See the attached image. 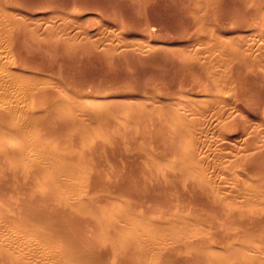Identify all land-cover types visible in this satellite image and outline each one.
<instances>
[{
    "label": "rangeland",
    "instance_id": "rangeland-1",
    "mask_svg": "<svg viewBox=\"0 0 264 264\" xmlns=\"http://www.w3.org/2000/svg\"><path fill=\"white\" fill-rule=\"evenodd\" d=\"M20 1L22 2V4L20 2V4H21L20 6H18V7L13 6V8L18 9L19 11L21 10L20 12L22 14L18 13V15H16V17L20 23V26L22 27V32H21L22 34H20V37H19L20 40L18 39L19 43H18V40L14 41V42L18 43V45L19 46L21 45V47H23V48H21L17 45L18 49L15 47L17 49L16 50V49H14V47L11 46V50L13 49L11 52L13 54L11 53V55H10V52H9L10 48H6V47H9L11 44L8 43L9 44L8 45L5 42L0 41V46H2V44L4 43L0 49V51L3 52V53L0 52V54L1 55L4 54L3 57L5 58V60L3 59V57H2V59L4 61L9 62V63L6 62L9 65L5 63V65L0 64V66L3 65L4 66L3 68H5L6 65H8L10 68H13L15 70L31 71V73H30L31 75H37L40 78L42 76H44L43 77L44 81L46 78L45 76H47L48 79L45 81L46 85H47V81L50 79L48 82L51 84H54V86L53 85H51V86L54 87L55 89L51 88V86H49V85H47L48 86L47 87L45 85V83H43L44 85L41 84L40 91L45 90V92H42L43 94L49 93V95L47 96V100L45 98V96L47 94L45 96H43V94L41 93L42 97L40 98V101L31 99V98L30 99L29 98L28 99H26V98L22 99V101H24V100L29 101V102H26L25 105L23 104L24 106L21 105L22 107L20 105H18L19 103H17V101L20 100L21 98L20 97L18 98V95L15 94V92H13V95L12 94L11 95H12V97L14 96V94H15V96L17 95L16 96L18 98V99L16 98L17 101L15 99L13 100V98H11L9 96L10 94L8 95L9 98H11L10 100L8 97H7L8 99L5 98L7 100V102L9 101L8 103L11 104L9 106L12 107V103H13V105H14L13 106L14 108L12 107L13 109L11 107L9 108L6 101H5L4 105L6 104L7 106L6 105L4 106L2 104L4 102L3 100H5V99H3L2 102L0 101V105H1V108L3 110H5V109L6 110L11 109L12 110V111H9L12 113V115H11V113L10 114L8 113V115L9 116L11 115V117H13V119L19 118V117L21 119H23V117L26 118L27 116L30 115L29 117H31V118L27 117V119H25V120L23 119V120L26 123H28L27 121H29L30 122V123H28L29 126L32 125L31 127L28 126L26 128V126L28 124L23 122L26 125H23V128L20 129L22 126L21 122L23 120L20 121V124H21V126H20V124L18 123L19 121L16 122L17 120H20V119H17L16 121L13 122V119L10 117L12 120L11 121L12 124L9 125L10 127H7L8 126L7 124H4L3 128L0 127V129H2L1 132H3V135H4V133L5 134H7V133L8 134H12V133L14 134L15 132H20L21 133V139H22L23 143L18 144V146L22 145V144L24 146L26 144L25 142H28L29 137L33 139L34 138L33 136H35V140L38 142H36L35 140L33 141L31 139V140H29V141H31V143H29V142L28 143L31 146L37 144L36 146L39 145L41 147L33 146V147H35V148H32L34 151H30L31 146L27 143L26 145H27V149H29L28 151L33 152V154H35L37 152L35 150L38 149L39 150L38 152H40L41 150L43 151V152L41 151L42 153H39V154H44L45 153L44 149H47L46 153L44 155L47 156V154H48V159H50L52 157L49 160V162H47L48 160L42 162V163H45L43 165L41 162H39L41 164L40 166L43 169V171L47 170V168H50V169H48L49 171H53V169L56 167V165L58 167H56V170L54 169V172H56L59 167H61V168H59V170L62 169V171H63L62 166H64V170L67 169L65 171L69 170L68 167L70 169L76 168L78 171L81 170L80 172L85 173V174H92L93 173L92 171H95V170L97 171V169L99 171V169H100L99 172L102 174L101 179L106 178V179H103L104 180L103 182H105V180L109 179V180H107V181H109L108 183H111V181H113V179H115V181L118 183L119 180L121 181V178H124L123 176H125L126 173H128L129 175L134 173L133 176L135 175V178L137 177V179H134L133 176H131V178H133L134 181L133 180H130V181L134 184L136 182V186L133 185L132 183H131L132 184V186H131L128 183V185H130V188H132V190L134 189L133 192L135 193V195L132 194L133 199L120 197L121 194H123L125 191L123 189H125V185H127L126 184L127 182H125V184H124L122 181V184L124 186L121 184L120 190H123V191H121L123 193L120 194L119 193L120 191H118V188L114 189V187H117V183L115 181H113L111 184L114 187L110 186L111 184L109 185V187L114 191H112L110 189H108V191L105 190L106 192L101 191V193L99 194L102 196V197L99 196V197H101L100 200L103 201V199H104L105 201H103V203H102V201L99 200L98 203L94 204V206H96V208L99 207V209H101L100 212H101V214L103 213L102 216L105 217V219L108 220V217L112 215V220H116L117 223L118 222L120 223V221H121L120 224L118 223L119 228H120V226H121V228H125V226L128 224L126 226V228L128 227L131 230V227L135 224V219L136 218L138 219V217H135L136 214H137V216H140L139 220L141 219V221H142L143 216H142L140 211L143 210V208H144L143 201L145 202L144 205L146 207V209L145 208L144 209L145 210L149 209L151 207L150 204L152 203V200H154V198H153L154 195H151V194H154V192H156L155 191L156 186L152 185V184L156 183V185H157V183H158V186H157V188H158L159 182L161 181L160 179H159L160 181H158V179L157 180L155 179V181H154L151 177H153L154 174L157 176H160L159 178H161L163 180L162 182L164 184H161V191H160V189L157 191H160L161 195L163 194V198H164L165 195L167 196V194H166L167 191L165 193L164 190L167 189L166 187L169 183V186H168L169 191L171 188L175 190V191L173 190L174 193L178 191V193H175L176 194L175 197H174V195H172L174 197V200L173 199L172 200L177 201V202L175 201V205L180 203V201H178V198H179L178 195L182 193V195L185 197H184V199H182L183 197H181V199L187 200L185 202H187V205H189V206H187L186 204H183V202H181V204H179V206L182 207V204H183V206L186 205L188 208H186V206L183 208H186L185 210H187V209L188 210L184 211V209L180 207L181 210L183 209V211L180 212V208H178L179 206L178 207L175 206V208H173L174 205H172L173 206L172 207L173 209H172L171 205H169V204H174L171 201V198H173V197L169 196L170 195L169 194L168 196L170 197V201H167V200H169L168 199L169 197L165 198L166 199L165 204L167 203L166 205H163L164 203H162V204L159 203L160 205L158 204L159 208L160 207L163 208L162 213L159 214V212H161L160 209H158L159 211H157V212L153 211L152 210L153 207H151L150 210H148L149 211L148 212V219H146L147 223L143 222L146 226L141 225L139 227V229L142 227L144 229V234L147 235L153 226L154 227H153L152 231L154 234H156V231L159 228L162 231L161 232L157 231V232L162 233V232H164L163 230L165 228H167L166 226L170 227L169 229L168 228L165 229V231L169 230V231H167L168 233H166V235H165L167 238L166 240H165V236H163L164 239L162 238V235H164V233L159 234L160 236L157 233L156 234L157 236L155 235V237H153L154 235L152 232L151 233L153 236L150 234L152 237L151 239L154 241L153 243H154L155 249L157 247L159 248L161 246L160 247L161 251L159 253L164 254L165 252L168 251L165 254L168 255V253H169V255H170V253H172L174 251L177 252L174 254L172 253L170 256L171 257L173 256V258L177 259V260H179L181 257V259H180L181 263L180 264H192L193 262H194L193 264H264V225L259 223V221L261 222V220H259V219L260 218L262 219V216L264 218V205H263L264 200H263V203L261 201L262 199H264V195L262 194L263 190H264L263 189L264 188V179H263L264 174L262 171H264V168H263V170L261 169V171L259 169L260 172L255 171V169H256L255 167L261 168V165H264L263 164L264 161L262 160V159H264L263 158L264 153H259L261 151L258 150V148L260 149L261 147H262L261 150L264 149V147H263V145H264V138H263L264 132L263 131L264 130H261V129H264V126H263L264 125V0H55L56 2L54 0H20ZM53 2L55 4H53ZM45 13L46 14L48 13V15H46ZM23 14H25V16H23ZM35 15H37V16L39 15L43 18H41V17L38 18ZM20 16H23L24 18L21 19ZM47 16H48V18H47ZM35 17H36V19L38 18L37 19L38 26L36 25L37 21H36ZM45 18H46V20H45ZM23 19H25L29 25L31 24V27H29L28 24L25 25L26 22ZM33 24H34V26H32ZM35 26H37V28H39V29H37ZM36 29L38 30V32H36L37 34L35 33V31H37ZM153 29H155V30H153ZM30 30H32V31H30ZM33 31H34V35H35V36L34 35L33 36L36 38V41H34L35 38L33 36L31 37V39L29 37L33 34L32 33ZM27 32H30L29 34L32 33L31 35L28 36L29 38H27V36H25L27 34ZM24 33H26V34H24ZM38 33H39V35H38ZM38 36H40V37H38ZM43 37L45 40H43ZM60 37H63V38H60ZM26 39H28V42ZM37 39H39V41H37ZM41 39L43 40V42ZM22 40L25 43H21V42H23ZM29 40L30 41L32 40L31 43L34 42L32 44L34 45L33 47H36L35 49H33L32 45L29 44L30 43ZM67 40H68V42H67ZM6 42H9V41H6ZM42 43L44 46L41 45ZM45 43H47V44H45ZM62 44H64V47L62 46ZM65 44H67V47L69 49L66 50L67 47L65 46ZM48 45H49V47H48ZM75 45H77L76 47H78L79 49L76 48ZM25 46H26V48H25ZM39 46H41L42 48L40 47V49H37V47H39ZM30 47L34 51H32V49H30ZM61 47L64 48L66 50V52L68 51V54L67 53L66 54L65 53L59 54V53H62V51L64 52V49H62ZM19 48H20V50L22 49L21 50L22 52L19 50ZM48 48L50 50H48ZM4 49H5V52H4ZM24 49H28L29 51H26ZM36 49L39 51H36ZM55 49H56V51H54ZM6 50H9V51H6ZM41 50H43V51H41ZM76 50H78V51L80 50V51L77 53ZM25 51L27 52V55H26ZM57 51H61V52L57 53ZM69 51L70 52L73 51L74 54L72 52L70 53ZM15 54L16 55L19 54L18 56L22 55L21 57H23L24 59L16 56ZM35 54L38 56H36ZM5 55H8V56H5ZM61 55L62 56L64 55V56L60 58ZM8 57H12L11 59L9 58L10 61H9ZM64 57H66L65 58L66 60L62 59ZM27 58H31V59H27ZM37 58L39 59V62H38ZM19 59L24 60L23 62L21 60L20 61L23 64L25 63L26 67H24L25 65L23 66V64L19 65L20 67H22V69L18 66V64L16 62H18ZM67 59H68V62H67ZM31 60H33V63ZM60 60L62 61V63H64V62L65 63L63 65H61L62 63H60ZM63 60H64V62H63ZM29 61H30V63H32L33 66L29 64ZM73 61H74V63H76L75 64L76 68L74 67V65H72V64H74ZM27 63H28V66H27ZM37 63H39L40 65ZM184 63H187V64H184ZM29 66L30 67L32 66L33 69H31ZM71 66H73V67H71ZM27 67H28V69H27ZM41 68H43V69H41ZM73 68L76 69V72H73L74 71ZM34 69H35V71H34ZM44 70H45V72H44ZM62 71H66V73H64ZM57 73L59 74L58 77H57ZM61 74H62V76H61ZM65 74L67 76H64ZM63 78L65 80H63ZM81 79H82V81H84V83H82ZM55 80L59 81L61 84H59V83L58 84L62 85V86H59ZM80 81H81V83H78ZM219 82H220V84H219ZM76 83L85 85V89L83 90L82 87H84V86L80 85V86H82V87H80ZM87 84L89 85V87L87 86ZM55 86L59 87V88H56ZM74 86H79L80 88L78 87V89H77V88H74ZM62 87H64L65 90H67L66 91L67 93L65 92V90ZM94 87L97 89H95ZM61 88L63 89L62 92H61ZM90 88H92V89L90 91L88 90L90 92L89 93V92H87V89H90ZM93 88H94V90H93ZM207 88L210 90L207 91ZM228 88H230L232 91H230ZM50 89H53L54 91H50ZM81 89H82V91H81ZM76 90H80L82 93L80 91H76ZM92 90H93L94 94L91 93ZM56 92L58 93L59 96L57 95ZM60 92L62 94H60ZM68 92H70L71 99H74L75 101L74 100H72V101L68 100V99H70V97L68 99L65 98L66 100L62 99V97L64 98L67 95L69 96ZM63 93H65V95ZM71 93H73V94H71ZM50 95L52 96V99L50 98ZM15 96H14V98H15ZM54 96H56V97L54 98ZM202 96L205 97L206 99L203 98ZM43 97L45 98V100ZM57 97H59L61 99L59 100V98H57ZM81 97H83V98H81ZM85 97H88V98H85ZM112 97L115 101L112 99ZM209 97H211V98L209 99ZM218 97H219L220 103H222V104H219V102L218 103L216 102V101H218ZM109 98H110V100H109ZM191 98H194V99H191ZM77 99L79 101H81L80 104L83 103L82 101L85 102L83 104V106H86L85 107L86 110H84V112L81 114L82 118H80V114L77 113L79 111L76 108L73 109L74 111L77 110L75 112L76 114H78L76 118L78 120V123L80 122V124H77V127H75L76 126L75 124L77 122L76 123L74 122V120H76V119L74 118L75 116L73 117V115H75L74 112H72L70 110V108H71L70 101H71V103L73 101L77 102L78 101ZM188 99H189V101H188ZM196 99H199V100H196ZM221 99H223V100H221ZM11 100H13V101H11ZM42 100L44 101L43 102L44 106H42L43 104L40 103V102H42ZM111 100L114 102H117V104L116 103H115V105H113L114 103L111 104L112 103V102H110ZM190 100L192 103H195L194 106L197 105L198 107H201V109L198 108L197 106H195L196 109L194 110V107H192L193 105L190 102ZM201 100H203L204 102ZM10 101L12 103H10ZM37 101H38V104L36 105L35 103H37ZM47 101H48V103H45ZM79 101H78V103H79ZM207 101H209V104L206 103ZM221 101H223V102H221ZM210 102H212V104L214 102L213 107L211 106L212 104H210ZM230 102H233L232 104L234 106L231 104L229 105ZM22 103H24V102H22ZM27 103H30V104H28V106L30 108L28 106H27L28 108H26ZM78 103H76V104H78ZM99 103L101 106L102 105L103 106L102 107L99 106ZM122 103H124V104H122ZM181 103L182 104L184 103L183 104L184 105L183 110L181 107L183 105ZM39 104H42V105H39ZM17 105H18V108L20 106L23 110L26 109L25 110L26 112L28 110V114L25 113L26 115L21 117L25 111H21V109L19 108V110L23 113L21 115L19 114L17 117L16 115L18 114V111H19L17 108ZM105 105L107 106L106 108H105ZM110 105L117 106L118 108L112 109V106H110ZM178 105H180V107ZM185 105H187V106H185ZM221 105L224 106L225 108L222 107ZM75 106H77V105H74L73 107H75ZM189 106H191V107H189ZM216 106H217V108H216L217 111H219V106H221L220 110L223 109L224 111L222 110L220 112V114H218L219 112L217 113V111H215ZM235 106H237L239 109H236ZM15 107L17 109V112L14 110ZM100 107L103 108L102 109L103 112H100L101 111ZM207 107H209L208 110L211 108L209 110L210 111L209 114L206 113V112H208L206 110ZM37 108L38 109L42 108V109L35 110ZM179 108H181V109L179 110ZM186 108H188V109H186ZM190 108H191V110H190ZM197 108L199 110H197ZM213 108H214V110H213ZM192 109L194 110V112H192ZM6 110H5V115H7ZM53 110H54V113H53ZM185 110H186V112H184ZM204 110H206V111H204ZM13 111H14V114H13ZM195 111L197 112V116L199 113H202V114H199L201 118L199 116H198V118H200V119L204 118L207 122L204 119L202 121L198 120V118H196L197 117L196 114L193 115V113H195ZM60 112L64 113V116L66 118L68 116L71 120L68 123V126L66 125L67 128H65V126H63L65 128V130L66 129L71 130V128L73 130V132H72V130L68 131L71 133L70 136L67 134L68 133L67 130L66 131L64 130L65 133L63 132L64 134L62 136L61 135L62 132H60L59 129H57L58 132H60V135L63 137L62 141H65V143L67 144L68 141L70 139H72L71 138L72 135H76V137H77V139H76V137L72 136L73 140L74 141L77 140V141L73 142V140H70L71 147H69V145H67V147H69V149L66 148V149H68L67 152L65 149L66 144L65 143L62 144V141L59 140V138L61 137L60 135H58L60 137L57 138L59 141L58 144L61 143V145H64V148L61 146L62 149H64V150L61 149L62 150L61 151L59 149L61 147L59 146V148H58V144H56V142L53 143V141H51V139H53L54 141L55 140L57 141V139L55 138V137H57V133H56L57 130H55L56 132L52 131V130H54L55 127L59 128L61 126V128H62L61 131L64 129L62 127V125L58 126L57 125L58 122L56 123V121H59L58 124H60V119H63V114H58ZM182 112H184L185 117H184ZM215 112L217 115L215 114L216 116H213ZM222 112H224V113H222ZM15 113H17V114L15 115ZM49 113H51L50 116L53 115L54 117L47 116V115H49ZM55 113L58 114V116ZM99 113H100V115H99ZM205 113L208 115L206 116ZM189 114H191L192 116ZM203 114H204V117H202ZM219 115L222 116L223 120L225 118L224 122L221 123V121H219L221 118V116L219 117ZM189 116H190V118H189ZM209 116H211V118H209V120H208L207 117H209ZM217 116H218L219 120L216 119ZM223 116H225V117H223ZM40 117H41V119L42 118L44 119V117L47 119H48V117L51 119L52 118L55 119L57 117V120H55L56 125H54V126H53V124H55V123H52V122H54L53 119L52 120L48 119V120L52 121V122L49 121L50 123L48 122V120L46 121V119H44V120L48 123H46L42 120V123L44 122L43 124L46 123V124L51 125V127L52 126L54 127V128L52 127L53 129L51 130V127L49 125H47L50 127L49 131L51 130L53 132V133H51V131H50L49 133H51L53 135L50 134L51 135L50 136L48 134V131H47V136L44 138L45 134H43L42 132L46 133L47 129H46L45 125L44 126H45L46 130L44 129L43 124H40L41 123ZM78 117L81 120L83 119L82 122L79 120ZM38 118L40 119L39 120L40 123L38 121ZM193 118H194V120H193ZM214 118L216 119V121ZM233 118H235L234 120H239V121H236L237 122L236 124H235V121L233 120L234 121L233 123L236 126H233L232 125L233 123L231 124L232 121L228 120V119L232 120ZM213 119H214V121H211ZM152 120H153V122H154V120L156 122L153 123ZM195 120L197 122V126H196ZM36 121L38 122V126H36V124H37ZM217 121L220 122L219 123L220 125L217 124ZM258 121H261V122H258ZM199 122L202 123V125H200ZM81 123H83L82 124L83 126H81ZM155 123H156V127H155ZM193 123H195L196 128H194L193 126L192 127L194 129H196L197 132L195 130L191 131V130H193V128L191 129V127H189L191 124L193 125ZM210 123L212 124V126H210ZM227 123L229 126L227 125ZM247 123H251L250 124L251 127ZM18 124L20 127L18 126V128H16L15 126ZM172 124H173V126H171ZM256 124H257L258 129H260L259 130L260 132L256 128ZM0 125H2L1 122H0ZM12 125L13 126L15 125V126L13 127ZM40 125H42V126H40ZM79 126H81V128ZM84 126H86L88 128H86V130H85ZM201 126L203 129H201ZM230 126H232V127H230ZM246 126L248 128L250 127L251 129H248ZM177 127H178V129H177ZM198 127L200 130H204V131L203 132L199 131ZM6 128H7V130H6ZM154 128L156 130H154ZM162 128H164L163 130L165 132L162 130V132L159 133ZM245 128H247V129L245 130ZM252 128H254V129H252ZM9 129L13 130V132L9 131ZM43 129H44V131H42ZM150 129H152V131L153 130L154 131L151 132ZM255 129H257L256 132L260 133V134L258 133V135H260V136L257 137V133L254 134V132H252V131H255ZM27 130H28V132H27ZM75 130L78 133L72 134V133H74ZM174 130L176 131L177 135L179 136V140H178V137L175 135ZM244 130H245V132H243ZM249 130H252L251 133ZM207 131L209 134L206 133ZM261 131L263 133H261ZM201 132H202V134H200ZM204 133H206L205 137L208 135L206 138L204 137ZM42 134H43V136H42ZM78 134H79V136H78ZM164 134L166 136H164ZM196 134L197 135L199 134L198 136L201 138L197 137ZM248 134H250L252 136H248ZM48 135L50 136V139L47 138V137H49ZM155 135L157 136L156 138L154 137ZM183 135H184V138H182ZM202 135H203V137H202ZM64 136L68 137L69 140L67 138L64 140ZM92 136H94V137H92ZM146 136L148 138L144 141ZM253 136H254V138H253ZM26 137H28V139ZM78 137L81 141L78 139ZM166 137H168L170 139H168ZM180 137H181V139H180ZM194 137H197L198 140H195L197 138H194ZM247 137H249V139ZM23 138H24V141H23ZM43 138L45 140H43ZM152 138L154 139V142L152 141ZM163 138L164 139L166 138V139L164 140ZM176 138H177V145L176 146L179 147V149H177L178 151L180 150L179 152L177 150H175L176 146L174 145V143L176 144V142H175ZM202 138L204 140H206L208 145L207 144L203 145V143L205 141L203 142ZM256 138L258 140H260L258 143L259 145L255 144L256 142L254 140L257 141ZM92 139L98 141V143H100L102 141L101 142L102 147L98 146L99 150H100L99 151V157H100V160H103L105 158V160H103V162L105 161L104 164L108 165V166L107 165L105 166V170H107V171L104 170V167H103L104 164H100L101 161L99 162L100 166L97 165L99 167L95 166L96 164L94 163V161L98 160V158L96 159L97 151H98V149H96V148H98V147H95L97 144H93L91 141ZM157 139L159 142L161 141L160 142V144L162 146L161 148L159 146L160 144L158 145L159 142L156 141ZM199 139H201V141L203 143ZM166 140H167V142H166ZM180 140H183L182 144H181ZM249 140H251V142H253V143H251L252 145L253 144L256 146L258 145L260 147H258L257 149L255 147H253V149L255 148L256 150L254 152H252V149H251L252 146L249 145L250 142H248L249 144L247 143V141H249ZM48 141L51 144L52 143L53 144L49 145ZM79 141H80V143H79ZM146 141H147V143H146ZM151 141L154 143V144L152 143L153 145H158V146H153L150 143ZM155 141L157 142V144ZM196 141L201 142V143L199 142V147L202 144L201 145L202 148H199V147L196 148V145L198 146V142H197V144H195ZM208 141H209V143H208ZM32 142L35 144H33ZM44 142H45V144H44ZM172 142H173V144H172ZM260 142L261 143L263 142V145ZM74 143H75V145H78V144L79 145L76 147V146H74ZM166 143H168V145ZM104 144H106V146L108 145L107 146L108 149H110V148L114 149L115 148L114 150L110 149L108 151V153L112 152L109 155L110 158L112 155H114L115 160L113 159V162H112V158H111V161L109 162L110 158H108L109 156L106 153L107 149L105 152L106 146H103ZM170 144H171V146H169ZM180 144H181V147L179 146ZM192 144H194V145H192ZM209 144L211 145V147L209 146ZM246 144H248V146L245 149ZM165 145L170 148V151L168 148H166ZM172 145H173V147H172ZM23 146H19V148L17 149V152L19 151L18 156H19V154L21 156L24 153L27 155L28 151H27V149L25 150L26 146L24 148H23ZM29 146H30V148H29ZM47 146H48V148H47ZM78 147H80V148L82 147L81 150H79ZM155 147H159L158 150H156L157 148H155ZM163 147H164L165 151L162 152L161 149ZM94 148L96 149V151ZM188 148H191V149L196 148V153H197L196 157L197 158L200 157V158L195 159V160L199 161V159H200V161H201V159L202 160L205 159V160H203L204 165L202 163H200V161L199 162L196 161V163L198 162L200 164V166H199L200 170H199V168L194 167L192 170L188 169V171H184V168H186L184 163H180V162L178 163L175 156L178 154H186L189 151ZM206 148L211 149L210 150L211 152L209 153L208 149L206 151ZM57 149H59V150L57 151ZM86 149H87V151H86ZM116 149L118 151H115ZM159 149L161 150L160 151L161 156H159V152H158ZM199 149L200 150L202 149L201 150L202 152L199 151L200 156L198 155L199 152L197 151ZM238 149H239V151L241 150V152H239V154H236V153H238L237 152ZM247 149H249V152H246ZM82 150H84V151H82ZM92 150L95 151L96 154ZM242 150L245 151V152L243 151L244 154L242 153ZM175 151H177V152H175ZM181 151H182V153H180ZM100 152H101V154H100ZM102 152H103V155H102ZM165 152L168 153L169 155H172V158L169 155L167 157H165L167 155V154H165ZM184 152H186V153H184ZM203 152L205 153V155L208 152L207 154L209 157L207 158L206 157L207 155L206 156L203 155ZM257 152L260 154V156L262 154V156L258 157L259 155L256 154ZM263 152H264V150H263ZM82 153H84V154L86 153V154L84 155ZM91 153H93L92 155L96 156V157L93 156L94 157L93 160H91L92 159V157L90 156ZM172 153H174V154H172ZM175 153H176V155H175ZM240 153H242V154H240ZM25 154H24V156H26ZM36 154L39 155L38 153H36ZM62 155H64V156H62ZM202 155L204 156V158L202 157ZM254 155H257V157L259 158V161H258L257 157H256V160H255V158H253V157H255ZM250 156H252V159H250L251 158ZM65 157L69 158V159L66 160ZM102 157H104V158H102ZM245 159H247V160H245ZM248 159H250V162L252 163V165L254 162L256 163L253 165L255 169L252 168V165L248 162L249 161ZM116 160L118 161V163L120 161V164H118L117 162H114ZM206 160H208V162H210L211 164L209 165V163ZM240 160H242V161H240ZM251 160H253V161H251ZM53 161H55V162H53ZM136 161H139V162H136ZM165 161H168V162L166 163ZM244 161H247L249 164H247V162L245 164ZM89 162L93 163L94 166H92L91 163H89ZM236 162H238L239 164L242 163L243 166L245 165L246 169H244V167L240 166L238 163L236 164ZM48 163H50V165ZM115 163H117L116 168L114 165ZM124 163H128L129 169L131 168L130 166H132V169L129 170L127 167L128 164L125 166ZM151 163L156 164L155 166H158V167H155V168L151 167L152 166ZM60 164H62V166H60ZM97 164H98V161H97ZM149 164L151 165L150 166L151 169L156 171V173H152V175H150L151 174V172H150V174H149V171H150V170H148V169H150ZM229 164H230V168L231 169L233 168L231 171H230L229 167L227 166ZM234 164H236V166H238V165L239 166L236 168ZM6 165L9 166L8 168H6L7 170L5 171V174H4V176H6V177L3 176V179H2V177H0L2 179L0 181V186L2 185L0 188L1 189L0 194L5 193L4 191L6 189V191H7L6 195L7 196H5V194H4L3 196L0 197V199L6 200L7 202L10 201L11 199H13L14 196L12 195V192H13L12 189H15V188H17V186H19L20 188L19 187L17 188L18 192H22V191L23 192H22V194H20L18 192H17V194H15L16 192L15 193L13 192L14 195L17 196L16 198H23V199L26 198L27 199V195L29 194L30 196L28 195V197L31 200L34 198H35L34 200H36L39 196L40 197H43L44 195L48 196L47 192L49 191V196L48 197L44 196L45 199L46 198H52V196H53V199H51V201L53 202L54 199H56V200H54V202L58 201V198L54 197V194L56 196L57 192H53V190L50 191V190L46 189V193L45 192L43 193L42 189L35 188V187L39 186L40 182H42V180L40 181V177L43 179V181H46L48 179V177H45L43 175V171L41 172L39 170V173L41 176H38L39 175L38 174L37 176H35L36 180H34L35 178L33 177L34 178V179H32L33 182H31V180H30L31 178H29V172L27 171L29 168L25 167V169H21L20 170L21 172L19 171L20 174L18 172V174H19V176H18L17 173H16L17 175L15 174L16 165L14 164L12 159L9 160L8 162H6L5 166ZM44 165H46L48 167H45ZM79 165H81V166L78 167ZM233 165L235 168L233 167ZM255 165H257V166H255ZM50 166L52 168L54 166V168L51 170ZM135 166L137 169L135 168ZM209 166H211V167L216 166L217 169L215 167H214V169L217 170V171L215 170V172L217 174L211 170L213 167L211 168ZM93 167H95L96 169L93 170ZM107 167L111 168L112 170L111 169L108 170ZM125 167L128 169V172H127V170L125 171V169H126ZM144 167L147 168L148 171ZM205 167L209 168V169L206 168V169H208L207 170L208 172L205 171L206 169L203 170V168H205ZM102 168H103V173L101 172ZM134 168L136 170H139L141 174L139 172H137V173H139L140 175L137 174L135 170H134V172L131 171ZM143 168L145 169V172H147V173L141 172L144 170ZM164 168L167 171L171 170L170 172L174 176L177 175L176 173H178L179 176L181 175L182 178L181 177L179 178V176L175 177V180H176V178L183 180V182L180 180L181 184H180V181H178L179 179H177L175 181L174 177H172V178H173V182L175 181L174 182L175 184H177L176 182H178L179 187H182V188H179L178 185H175L173 182H170L172 180L171 177H169L170 179L165 177L164 173H166V171ZM218 169L220 171V174H218V172H219ZM228 169H229V171H228ZM247 169L248 170L252 169L251 171L252 172L254 171L255 172L254 174L259 175V173H260V175L263 177H259L260 175L259 176L254 175L253 173H252L253 176L248 175L247 173L248 172L250 173L251 171H246ZM84 170H85V172H84ZM256 170H258V169H256ZM65 171H63V172H65ZM108 171L110 172V174L114 173V171L117 173L119 172L118 175H117V173L114 175H116V176L122 175V177L120 176L121 178L118 179L116 176H114V177L108 176V175H110V174L106 173ZM120 171L122 172V174ZM124 171L126 172L125 175H123ZM211 171L213 172L212 174H215V176L214 175L212 176ZM202 172H203L204 176L207 178V184L205 182L202 183V179H201ZM204 172L209 173V174L206 175V173H204ZM6 173H10V175L9 174L6 175ZM59 173L61 174L60 171H58L57 174H59ZM237 173H238V175H239V173H241L242 178H241V174L239 176H237ZM128 174H127V176H129ZM66 175H69V174H66ZM103 175H104V177H103ZM141 175H144L147 178L145 179V177L141 176ZM210 175H211V177H210ZM225 175H227V177H230L229 180ZM64 176L62 174L61 177H63L65 180H70L69 178L66 179L67 177H64ZM127 176L124 179V181L131 179V178L127 179ZM139 176H141V178ZM8 177H9V179H8L9 181H10V178L12 179L11 182H8V180H7ZM214 177H216V178H214ZM224 177L227 178V181L225 180L226 178L224 179ZM20 178H22V179H20ZM54 178H56L55 174H54ZM142 178H144L143 181L145 180L147 182H148V179L149 180L152 179V181L149 182L150 184L146 183L147 185H150L149 188L154 189V186H155V190L148 188V191L153 190L152 192L149 193V195H147V197L151 195V197H150L151 201L148 198L146 200V197H145V199H144V197L143 198L141 197V195L143 193H145V190L140 187V185L143 182L141 180ZM155 178H157V177H155ZM50 179L53 180V174H52V177H50ZM18 180L19 181L22 180L21 181L22 183L21 182L19 183ZM29 180L31 183H29ZM140 181H141V183H140ZM145 181L143 183H145ZM239 181H241V182H239ZM27 182L29 183V185H27ZM128 182H129V180H128ZM162 182H160V183H162ZM214 182L216 184L215 186L213 185ZM221 182H225V183H223L224 185ZM25 183L28 186L27 187L25 185V188L27 187L26 189L22 188V186H24ZM35 183L37 186L33 187V185ZM139 183H140V185H139ZM258 183L260 186V190L262 192L259 190V186L256 185ZM12 184H13V186H12ZM114 184H116V185H114ZM3 185H4V188H3ZM5 185L7 186V188H5ZM128 185L126 187H127V189H130V188H128ZM137 185H139V186H137ZM162 185L166 186L165 187L166 189L163 190V192L165 194L162 193ZM173 185L177 186V188H174ZM187 185H189L190 187ZM193 185H195V187L198 189L196 192L201 191L200 194L199 193L196 194V192H195L196 189ZM237 185L240 187L237 188L238 187ZM107 186H108V184H107ZM122 186H123V188H122ZM133 186H135V187H133ZM141 186L144 187V184H142ZM170 186H173V187L169 188ZM216 186H217V188H216ZM234 186H236V187H234ZM9 187H11V189ZM139 187L144 190L143 193L140 192L143 190L138 189ZM187 187H189V189ZM254 187L256 190L254 189ZM191 188L194 189L193 195L191 193L192 192ZM2 189H4V190L2 191ZM24 189H25V191H27L28 189H30V190L27 191L28 193H26V192H24ZM172 189H171V191H172ZM179 189L180 190L183 189L185 191L184 192L181 191L179 193ZM214 189L215 190L217 189L216 190L217 193H214L215 192ZM34 190L39 191V192H35ZM109 190H110V193H109ZM115 190L120 194V196L118 193L115 195V193H116ZM222 190H223V196L229 197V198H227V199L223 198L222 194H219V191H222ZM229 190H231V192H229ZM148 191H146V192L148 193ZM173 191H172V193H173ZM226 191H227V193H226ZM251 191H253V192H251ZM40 192H41V194H40ZM111 192H114V193H111ZM127 192H130V191H127ZM138 192H140L142 194L139 195ZM35 193H37L35 195L36 197H34ZM38 193L40 194L39 196H38ZM51 193H52V195H51ZM137 193H138V195H137ZM158 193L156 192V195H158L157 197H155L156 202L154 200L153 201L154 204L152 203L153 205H155V208L158 207V205H156V203L160 201L158 199H160V198L162 199V197ZM185 193H188L189 197H191L190 200H189V197L187 199L188 195L186 194L187 195L186 196ZM244 193H246V194H244ZM248 193L252 194V195L247 196ZM130 195H131V193H130ZM145 195H146V193H145ZM197 195L203 197L205 200L207 198L208 203L211 201V203H209V205H207L208 204L207 201H205L201 197L198 198V200L201 198L203 200L201 202H203L204 205H207L208 207L211 204H214L216 206L215 207L216 210L214 207L212 208L211 207L212 205H211L210 207L213 209V211H210L212 209L210 207H209L210 208L209 209L206 206H205L206 210L202 209V211H201L200 209L202 208L201 206L203 204H201L198 200H195V199H197L195 197ZM211 195H212V197H211ZM244 195H246V196H244ZM10 196L12 198H10ZM31 196H33L34 198H32ZM139 196H140V198H139ZM136 197L140 200L142 198L143 201L142 200H141L142 202L140 201L141 207L140 206L138 207V205L136 204V202H137ZM151 198H153V199H151ZM192 198H194V199H192ZM210 198H211V200H210ZM230 198H231L233 203L228 202V201H230L229 200ZM42 199L43 198H40V201ZM165 199H162V201ZM191 199L194 200L193 203L196 201L195 203L197 205L199 204L198 206L200 209L197 207H196L197 209H195L194 208L195 204L193 205V208L195 209L197 214H195L196 212L194 211V209L191 210L192 209ZM217 199H218V201L216 202ZM223 199H224V203L221 202ZM225 199L227 200L228 203H231V204L229 205L227 202H225ZM120 200L122 201L123 209L125 208V210L121 209L120 213L124 212L126 214L125 216H124V214H122V215L120 214L122 216V218L120 217L121 220L117 219V217L120 215L117 214V217H116V215L113 213L115 211L114 210L115 205ZM133 200H135V201H133ZM188 200L190 201L189 203H188ZM51 201L50 200L49 201L44 200V202L47 203L48 205H52V204H50V203H52ZM106 201L109 202V204H111L112 206L110 205L108 207V204L106 203ZM246 201L247 202L249 201L251 204H247ZM130 202L133 204L135 202L137 209H135V206H133V204H131ZM149 202H151V203H149ZM45 203H43V204L45 205ZM137 203H139V202H137ZM205 203H207V204H205ZM40 204H42V203H40ZM218 205H219V207H218ZM89 206H87L88 208L86 207L85 210H83L81 212V213L84 212V214H86L88 218L94 214L96 215V213H94V212H97L99 210L97 208L98 210L95 211L92 208H90ZM163 206L166 208L169 207L168 208L169 210L172 209L171 213L166 212V211H165L166 212L165 213L164 212L165 208ZM0 207H2V209L3 208L5 209V207L2 206L1 204H0ZM91 207H93V204ZM147 207H149V208H147ZM93 208L95 209V207H93ZM155 208H153V209L155 210ZM203 208H204V206H203ZM226 209H228V210H226ZM169 210H167V211H169ZM218 210L219 211L222 210V211H220L218 213L217 212ZM129 211L132 214L129 215ZM151 211H153V214L150 213ZM192 211L195 212L194 213L195 215L193 214ZM225 211H227V212H225ZM100 212L99 211L97 212L98 213L97 216H99ZM214 212H217L218 214H216V213L214 214ZM239 212H240V214H239ZM256 212H259V213H256ZM190 213H192V214H190ZM233 213L235 215H237V214L238 215L235 217L232 215ZM89 214H90V216H89ZM106 214L108 215V217ZM169 214H170V216H169ZM219 214L220 215L223 214L221 216V218H220ZM192 215H194L195 217L193 216V218H192ZM196 215H198L197 216L198 218H200V219L202 218V220L203 219L204 220L202 221V220L198 219L196 217ZM213 215H215V216H213ZM231 215L233 216V219L238 217L237 220H239V219L241 220V218H243L244 215L248 216L247 218H245L246 222H247L246 227L248 226V228H251L250 225H248V224H250V223H248V221L250 222L254 217H256V218L258 217L259 219L258 218L257 219L259 221L258 222L255 221V224H254L253 222L256 219V218H254L252 220L253 222L251 223V226H252V224L255 226L259 223L260 227L257 226L258 227L257 228V227L253 226V228L250 229V230H252L251 232L249 231L248 228H246V229H248L249 232L245 231L246 229L244 228L243 231L245 233L246 232H248V233L243 234V231L240 232V230H242L243 228L238 227V225L241 224V223L238 224L240 221L238 223H236L237 221H235V220L232 221L231 220L232 218H230ZM97 216L91 218L90 221L96 220L95 218H97V220H98L97 224L99 223L100 226L103 227V228L101 227L102 233H101V229H100V233L104 234L105 232H107L104 235H101V234H99V235L104 236V239L105 240L107 239L106 241H108L110 239L109 241L111 243L109 242L110 245H108V248H109L108 251L111 252V261H112L116 258L115 254L113 252V249H112V244L117 242L116 241V240H118V239H116L117 235H120L121 239L125 237V236L122 237L123 235H125L124 230L120 229L121 231H123V234H120L122 232L119 229L118 230L114 229V224L112 223V220L111 221L108 220L109 221L108 222L103 218L104 220L102 221V219H101L102 216L100 215L99 218ZM132 217H134V218H132ZM211 217H213V219H214V220H211L212 222H210V220L208 219V218L212 219ZM88 218H86L85 220L87 221ZM123 218H124V220H122ZM128 218H130V219H128ZM249 218H252V219L247 220ZM245 219H243V220L245 221ZM126 220L131 221V222H129V221L128 222L131 223L132 225L129 224L128 222H126ZM90 221H88V222L90 223ZM244 221H241L242 224L240 226H243V223H245ZM92 222H94V221H92ZM124 222H126L127 224H125ZM153 222H155V223H153ZM263 222H264V219H263ZM95 224H94V226H95ZM103 224H105V225H103ZM147 224L149 225V227ZM111 225H113V226H111ZM122 225H124V226H122ZM185 225H188V226H185ZM100 226H99V228H100ZM95 227H98V225ZM146 227H147V231L145 229ZM162 227H165V228L162 229ZM92 228L93 227H90V229L88 228V232L93 231V230H94L93 232H95L96 228L95 229H92ZM111 228L113 229L114 233H116V236H115L116 238L114 237L115 234L112 236L110 235L111 233H113ZM174 228L176 229L175 232L173 231ZM103 229H105V232H103L104 231ZM188 229H192V230H190L192 233L190 231H188ZM255 229L259 230V232L258 231L256 232ZM109 231L111 232L110 234H109ZM170 231L172 232L171 234L176 235V237H174V235L172 236L170 234ZM44 233H46V232H44ZM175 233H177V234H175ZM186 233L189 234V235H187L188 238H190L189 236H192V235H195V238L194 239H192V238L188 239L187 236L185 235ZM90 234L91 233L89 232V235ZM106 234H107V236H105ZM168 234L171 235V237L173 239L178 240V243H177L178 245L182 244V246L184 248V250H183L184 252L180 251L181 246L180 247L178 246L179 250H177L178 247H177V249L175 248L176 245L174 244V242L176 240L174 241L171 238L173 240V241H171V239H168V237L170 238V236H167ZM181 234H184V235H181ZM94 235H96L97 236L96 238H98V239L102 238L101 236L98 237L99 235H97L96 233ZM145 235H144V237L146 239ZM91 236H93V234H91ZM113 237L115 238L116 242H113L114 241ZM120 237H118V238H120ZM111 238H113V241H111L112 240ZM153 238L155 240H156V238L157 239L160 238V239H162L161 240L162 242L160 240L159 241L156 240L157 242L155 243V240ZM104 239H102V240H104ZM151 239H150V237H147L146 243L148 240H150V242H151ZM124 240H126V238H124ZM163 240L167 241L169 243V245H171L170 243L173 242L172 244H174L175 247H173L174 245L173 246L171 245V247H173V249H175V250H172L170 247V249L172 250V252H170L171 250L168 249V244L166 243L167 244V246H166L165 243H163ZM180 240H182L183 243ZM192 240H193V242H192ZM196 240H197V243L199 242L198 245L194 244V242ZM188 241L192 242V244H189L190 242H188ZM159 242L161 243V245L157 246L159 244ZM179 242H181V243H179ZM109 243H107V244H109ZM162 243L165 246V247H163L164 248L163 251H162V246H163ZM216 243L221 244L220 248H211ZM228 243H230V244L228 245ZM155 244H157V245H155ZM145 245H147V244H145ZM151 245H153V244H150V246H148L149 248H147V246H146V249H147L146 251L154 249V247ZM110 249H111V251H110ZM181 249H182V247H181ZM158 250L156 249L155 251L158 252ZM152 252H154V250L151 251V253H150V251L147 252V254L150 253L151 255H153ZM175 254H177L176 257H174ZM187 256H189V257H187ZM182 257H184V260H183L184 262H182ZM185 258H186V260H185ZM187 258H192V260H194V261L188 262L189 259H187ZM147 259L148 260L150 259V255H149V257L147 256ZM179 262L180 261H178L177 263L179 264Z\"/></svg>",
    "mask_w": 264,
    "mask_h": 264
},
{
    "label": "bare ground",
    "instance_id": "bare-ground-1",
    "mask_svg": "<svg viewBox=\"0 0 264 264\" xmlns=\"http://www.w3.org/2000/svg\"><path fill=\"white\" fill-rule=\"evenodd\" d=\"M55 1V0H54ZM20 0H0V41L1 42H5L6 44H8V43H10L11 45L9 46V47H6V48H10V51L9 50H6V51H9L10 52V55H11V51L13 50H11V46L12 47H14V49H16L17 48V45H18V43H19V37H20V34H22L21 32H22V27L20 26V23H19V21H18V19H17V17H16V15H18V13H21L18 9H14L13 8V6H20L21 4H22V2H21V4H20ZM56 2V1H55ZM53 4H55L54 2H53ZM22 14V13H21ZM46 14V13H45ZM44 15V14H43ZM46 15H48V13L46 14ZM23 16H25V14H23ZM23 16H20L21 17V19L22 18H24ZM35 16H37V15H35ZM45 16V15H44ZM19 17V18H20ZM38 18H40L41 16H37ZM37 18V19H38ZM41 18H43V17H41ZM47 18H48V16H47ZM35 19H36V17H35ZM37 19H36V21H37ZM26 23H25V25L26 24H28L27 23V21L25 20V19H23ZM43 20V19H42ZM45 20H46V18H45ZM40 21V20H39ZM41 23V22H40ZM36 25L38 26V21H37V23H36ZM28 26L29 27H31V24L29 25L28 24ZM32 26H34V24L32 25ZM37 26H35L36 28H37ZM155 26V25H154ZM35 29V28H34ZM37 29H39V28H37ZM36 29V30H37ZM153 30H155V29H153ZM152 30V31H153ZM30 31H32V30H30ZM24 32V31H23ZM36 32H38V30L37 31H35V33ZM154 32V31H153ZM30 32H27V34L26 33H24V34H26L25 36H27V38H29L30 37V39H31V37L34 35V31L31 33V34H29ZM37 34V33H36ZM29 35H31V36H29ZM38 35H39V33H38ZM29 36V37H28ZM35 36V35H34ZM33 36V37H34ZM37 36V35H36ZM38 37H40V36H38ZM65 37V36H64ZM35 38V37H34ZM33 38V39H34ZM60 38H63V37H60ZM19 39V40H18ZM24 39V38H23ZM66 39V38H65ZM64 39V40H65ZM18 40V43H15L14 41H17ZM27 40V42H28V39H26ZM42 40V39H41ZM43 40H45L44 39V37H43ZM43 40H42V42H43ZM6 41H9V42H6ZM23 41V40H22ZM30 41V40H29ZM32 41V40H31ZM31 41H30V45H32V48L33 49H35L36 47H33L34 45L32 44V43H34V42H32L31 43ZM34 41H36V38H35V40ZM37 41H39V39H37ZM61 41V40H60ZM63 41V40H62ZM21 42V41H20ZM67 42H68V40H67ZM21 43H25L24 41L23 42H21ZM36 43V42H35ZM70 43V42H69ZM4 44V43H3ZM3 44H2V46H3ZM38 44V43H37ZM45 44H47V43H45ZM76 44V43H75ZM9 45V44H8ZM29 45V46H30ZM41 45H43V43L41 44ZM60 45V44H59ZM2 46H0V49H1V47ZM7 46V45H6ZM19 46V45H18ZM23 46V45H22ZM38 46V45H37ZM44 46V45H43ZM61 46V45H60ZM59 46V47H60ZM62 46L64 47V44H62ZM65 46L67 47V44H65ZM77 45H75V47H76ZM5 47V46H4ZM16 47V48H15ZM19 47H21V45L19 46ZM28 47V46H27ZM40 47L41 46H39V47H37V49H40ZM48 47H49V45H48ZM53 47V46H52ZM58 47V48H59ZM74 47V48H75ZM21 48H23V47H21ZM25 48H26V46H25ZM31 47H30V49H32ZM42 48V47H41ZM56 48V47H55ZM57 48V49H58ZM62 48V47H61ZM60 48V49H61ZM76 48H78V47H76ZM18 49V48H17ZM16 49V50H17ZM32 49V51H34ZM36 49V51H39V50H37ZM45 49V48H44ZM47 49V48H46ZM62 49H64V48H62ZM67 49H69L68 47L66 48V50ZM79 49V48H78ZM19 50H20V48H19ZM18 50V51H19ZM22 50V49H21ZM20 50V51H21ZM24 50H26V51H29L28 49H24ZM48 50H50L49 48H48ZM52 50V49H51ZM59 50V49H58ZM66 50L64 49V52L62 51V53H59V52H61V51H57V53H59V54H63V53H67L68 54V51L66 52ZM15 51V50H14ZM25 51V52H26ZM31 51V50H30ZM41 51H43V50H41ZM54 51H56V49L54 50ZM74 51V50H73ZM73 51H71L72 53H73ZM77 51V53L80 51H78V50H76ZM1 52V51H0ZM4 52H5V49H4ZM8 52V53H9ZM22 52V51H21ZM24 52V51H23ZM70 52V51H69ZM70 52V53H71ZM1 53H3V52H1ZM76 53V54H77ZM13 54V53H12ZM29 54V53H28ZM74 54V53H73ZM75 54V55H76ZM4 55V54H3ZM3 55H1L0 54V64H3V65H5V63L6 62H8V61H4L5 60V58L3 57ZM16 55V54H15ZM19 55V54H18ZM18 55H16V56H18ZM26 55H27V52H26ZM30 55V54H29ZM36 55V54H35ZM5 56H8V55H5ZM15 56V57H16ZM22 56V55H21ZM21 56H18V57H21ZM36 56H38V55H36ZM64 56V55H63ZM62 55L60 56V58L61 57H63ZM2 57H3V59H2ZM11 59L12 57H8V59ZM22 59H24L23 57H21ZM39 58V57H38ZM37 58V59H38ZM66 57H64V58H62V59H64V60H66L65 59ZM10 59H9V61H10ZM22 59H19L18 60V62L21 60L22 62L24 61V60H22ZM27 59H31V58H27ZM61 59V60H62ZM74 59V58H73ZM4 62H3V61ZM7 60V59H6ZM17 60V59H16ZM15 60V61H16ZM60 60V63H62V61ZM64 60H63V62H64ZM77 60V59H76ZM20 61V62H21ZM32 61V63H33V60H31ZM16 62L17 64H18V66L19 65H22L23 63L21 62ZM26 62V61H25ZM38 62H39V59H38ZM67 62H68V59H67ZM9 63V62H8ZM8 63H6V64H8ZM32 63H30V61H29V64L30 65H32ZM65 63V62H64ZM64 63H62L61 65H63ZM73 63H74V61H73ZM36 64V63H35ZM37 64H39V63H37ZM72 64V63H71ZM75 64L76 63H74V64H72V65H74V67H75ZM184 64H187V63H184ZM3 65H1L0 66V101L2 102V100L3 99H5V98H9V96L11 97V98H13V100L15 99L16 101H17V99L20 97L21 99L20 100H18L17 101V103H19L18 105H22V106H24L25 105V103L26 102H29L28 100L27 101H22V99H24V98H26V99H34V100H38V101H40V98L42 97V92H45V90L44 91H40V87H41V84L42 85H44L43 83H45V85H46V80L48 79V77L47 76H45L46 78H45V81H44V76H42L41 78L39 77V76H37V75H31L30 73H31V71H28V70H25V71H22V70H15V69H13V68H10L8 65H6V67L5 68H3L4 66ZM25 65V63L23 64V66ZM40 65V64H39ZM27 66H28V63H27ZM33 66V65H32ZM30 67L31 69H33V67ZM68 66V65H67ZM17 67V66H16ZM20 67V66H19ZM24 67H26V65L24 66ZM71 67H73V66H71ZM70 67V68H71ZM189 67V66H188ZM3 68V69H2ZM21 69H22V67H20ZM35 68V67H34ZM67 68V67H66ZM76 68V67H75ZM184 68V67H183ZM27 69H28V67H27ZM41 69H43V68H41ZM188 69V68H187ZM66 70V69H65ZM73 72H76V69H74L73 68ZM34 71H35V69H34ZM67 71V70H66ZM66 71H62V72H64V73H66ZM41 72V71H40ZM44 72H45V70H44ZM63 74V73H62ZM62 74H61V76H62ZM40 75V74H39ZM43 75V74H42ZM54 75V74H53ZM56 75V74H55ZM58 73H57V77H58ZM64 76H67L66 74L64 75ZM63 76V77H64ZM60 77V76H59ZM50 78V77H49ZM81 78V77H80ZM53 79V78H52ZM50 80V79H49ZM48 80V81H49ZM63 80H65L64 78H63ZM80 80V79H79ZM47 81V85H49V86H51V85H53L54 86V84H51V83H49ZM56 81V80H55ZM81 81H82V79H81ZM81 81L80 82H78V83H81ZM57 82V84L59 83V84H61L59 81H56ZM87 82V81H86ZM49 83V84H48ZM82 83H84V81H82ZM222 83V82H221ZM225 83V82H224ZM58 84V85H59ZM77 84V83H76ZM219 84H220V82H219ZM218 84V85H219ZM223 84V83H222ZM227 84V83H226ZM225 84V85H226ZM46 85V86H47ZM77 85H82V84H77ZM224 85V86H225ZM45 86V87H46ZM59 86H62V85H59ZM79 86H74V88H77L78 89V87ZM82 86H84V87H82ZM82 86H80V87H82V89L84 90L85 89V85H82ZM87 86L89 87V85L87 84ZM86 86V87H87ZM48 87V86H47ZM56 87V86H55ZM79 87V88H80ZM87 87V88H88ZM51 88H54V87H52L51 86ZM56 88H59V87H56ZM64 90H65V88L64 87H62ZM61 88V92H62V89ZM95 88V87H94ZM94 88H93V90H94ZM55 89V88H54ZM82 89H81V91H82ZM92 88H90V89H87V92H89L90 90H91ZM95 89H97V88H95ZM221 89V88H220ZM230 91H232L230 88H228ZM48 90V89H47ZM89 90V91H88ZM93 90H92V92L91 93H93ZM208 90H210V89H208L207 88V91ZM228 90V91H229ZM50 91H54L53 89H50ZM67 90H65V92H66ZM76 91H80V90H76ZM80 91V92H81ZM13 92H15V94H17L18 95V98L15 96V94H14V96H15V98H14V96L12 97V95H13ZM60 92V94H62ZM95 92V91H94ZM210 92V91H209ZM224 92V91H223ZM42 93V94H41ZM57 93V92H56ZM55 93V94H56ZM67 93V92H66ZM69 93V96L67 97V96H65L64 98L62 97V99H65V98H69L70 97V99H68V100H74V99H71V96H70V92H68ZM82 93V92H81ZM90 93V92H89ZM199 93V92H198ZM211 93V92H210ZM10 94V95H9ZM12 94V95H11ZM47 94V95H46ZM64 95H65V93H63ZM71 94H73V93H71ZM94 94V93H93ZM115 94V93H114ZM209 94V93H208ZM227 94V93H226ZM9 95V96H8ZM46 95V96H45ZM49 95V93H44L43 94V96H45V98H46V100H47V96ZM57 95H58V93H57ZM63 95V96H64ZM207 95V94H206ZM59 96V95H58ZM62 96V95H61ZM60 96V97H61ZM111 96V95H110ZM56 96H54V98H55ZM203 97V96H202ZM7 98V99H8ZM11 98H9V100L11 99ZM17 98V99H16ZM39 98V99H38ZM44 98V97H43ZM45 98H44V100H45ZM50 98L52 99V96L50 95ZM57 98H59V97H57ZM78 98V97H77ZM81 98H83V97H81ZM85 98H88V97H85ZM84 98V99H85ZM203 98H205V97H203ZM211 97H209V99H210ZM214 98V97H213ZM212 98V99H213ZM61 98H59V100H60ZM112 99H113V97H112ZM191 99H194V98H191ZM201 99V98H200ZM206 99V98H205ZM217 99V98H216ZM13 100H11V101H13ZM66 100V99H65ZM67 100V101H68ZM78 100V99H77ZM76 100V101H77ZM83 100V99H82ZM109 100H110V98H109ZM114 100V99H113ZM187 100V99H186ZM196 100H199V99H196ZM208 100V99H207ZM221 100H223V99H221ZM4 102L2 103L3 105H4V103H5V101L7 102V100L5 99V100H3ZM10 101V103H12ZM21 103H20V102ZM38 101H37V103H35L36 105L38 104ZM71 101H70V106H71V108H70V110L72 111V112H74V114L75 115H73V117L76 119V120H74V122L76 123L75 125V127H77V124H80V122L78 123V120H77V115L78 114H76L75 112L78 110L79 112H77V113H79L80 114V118H82L81 116V114L84 112V110H86V106H83V104L85 103L84 101H82L83 103H81L80 104V102L81 101H79V103H78V101L77 102H72L71 103ZM115 101V100H114ZM114 101H110V102H112L111 104H113V105H115V103L117 104V102H114ZM117 101V100H116ZM119 101V100H118ZM175 101V100H174ZM177 101V100H176ZM188 101H189V99H188ZM195 101V100H194ZM201 101H203V100H201ZM211 101V100H210ZM9 102V101H8ZM7 102V104H8V106L9 105H11V104H9ZM22 102H24V103H22ZM44 101L42 100V102H40V103H42V104H39V105H42V106H44V103H43ZM69 102V101H68ZM137 102V101H136ZM181 102V101H180ZM190 102H191V100H190ZM200 102V101H199ZM204 102V101H203ZM217 103L219 102V104H222V103H220V100H219V97H218V101H216ZM221 102H223V101H221ZM225 102V101H224ZM16 103V104H17ZM31 103V102H30ZM30 103H27L26 104V108H28L29 106H28V104H30ZM45 103H48V101L47 102H45ZM76 103H78V104H76ZM135 103V102H134ZM192 103V102H191ZM198 103V102H197ZM201 103V102H200ZM206 103H208L209 104V101H207ZM233 102H230L229 103V105L231 104V105H233L232 104ZM24 104V105H23ZM122 104H124V103H122ZM182 104V103H181ZM180 104V105H181ZM184 104V103H183ZM182 104V105H183ZM189 104V103H188ZM194 104L195 103H192V107H194V110L196 109L195 108V106H197V105H195L194 106ZM207 104V105H208ZM210 104H212V102H210ZM213 104H214V102H213ZM211 105L212 107L214 106V105ZM2 105V106H3ZM6 105V104H5ZM4 105V106H5ZM18 105H17V108H18ZM35 105V106H36ZM74 105H77V106H75V107H73ZM113 105H110V106H112V109L114 108H118L117 106H113ZM120 105V104H119ZM118 105V106H119ZM180 105H178L179 107H180ZM224 105V104H223ZM7 106V105H6ZM14 105H13V103H12V107H13ZM16 106V105H15ZM19 106V108L21 109V111H25V110H23L21 107ZM28 106V107H27ZM99 106H101L100 105V103H99ZM103 106V105H102ZM101 106V107H102ZM148 106V105H147ZM151 106V105H150ZM185 106H187V105H185ZM210 106V107H211ZM222 106V105H221ZM221 106H219V111H217V106L215 107V111H217V113L218 114H220V112L223 110V109H221L220 110V108H221ZM234 106V105H233ZM11 106H9V108H10ZM11 107V108H12ZM41 107V106H40ZM58 107V106H57ZM73 107V108H72ZM100 107V109H101V111L100 112H103L102 111V109L103 108H101ZM107 106L105 105V108H106ZM182 107V110H183V108H184V105L183 106H181ZM189 107H191V106H189ZM198 107V106H197ZM222 107H224V106H222ZM236 107V109H239L237 106H235ZM6 108V107H5ZM4 108V109H5ZM8 108V109H9ZM14 108V107H13ZM12 108V109H13ZM19 108H18V110H19ZM30 108V107H29ZM74 108H76L75 110L76 111H74L73 109ZM166 108V107H165ZM198 108H200L201 109V107H198ZM197 108V110H199ZM208 108L209 107H207V111L208 112H206V113H210V109L208 110ZM225 108V107H224ZM40 109H42V108H37V109H35V110H40ZM181 108H179V110H180ZM186 109H188V108H186ZM6 110V109H5ZM5 110H3L2 108H1V105H0V122H1V124L2 125H0V127L1 128H3V125L4 124H7L6 126L7 127H10L9 125H11L12 124V120H11V118L13 119V117H11V115H12V113L11 112H9V111H12L11 109L10 110H6L7 111V115H8V113L10 114L11 113V115L9 116H7V115H5ZM16 112H17V109H16V107H15V109H14ZM178 110V109H177ZM190 110H191V108H190ZM194 110L192 109V112H194ZM196 110V111H197ZM206 110H204V111H206ZM213 110H214V108H213ZM20 111V110H19ZM18 111V114L17 113H15V115L18 117V115L20 114H22L23 112H19ZM157 111V110H156ZM195 111V113H193V115L194 114H196V116H197V112ZM201 111V110H200ZM224 111V110H223ZM242 111V110H241ZM57 112V111H56ZM184 112H186V110L184 111ZM184 112H182L183 113V115H184ZM189 112V111H188ZM187 112V113H188ZM191 112V111H190ZM25 113H27L28 114V110H27V112L25 111L24 112V114L21 116V117H23L24 115H26ZM53 113H54V110H53ZM105 113V112H104ZM204 113V112H203ZM205 113V114H206ZM212 113V112H211ZM222 113H224V112H222ZM13 114H14V111H13ZM34 114V113H33ZM50 114L51 113H49V115H47V116H50ZM56 114V113H55ZM58 114H63V119H60V124H58L59 123V121H56V123H57V125L58 126H60V125H62V127L63 126H65V128H67V126H68V123L71 121L70 120V118L67 116V118L64 116V113H62V112H60V113H58ZM58 114H56L57 116H58ZM192 114V113H191ZM191 114H189V115H191ZM199 114H202V113H199ZM198 114V116L200 117V115ZM208 114H206V116L208 115ZM216 114V112L214 113V115L213 116H216L215 115ZM99 115H100V113H99ZM98 115V116H99ZM187 115V114H186ZM14 116V115H13ZM30 116V115H29ZM29 116H27L28 118H31V117H29ZM46 116V117H47ZM192 116V115H191ZM198 116L196 117V118H198ZM221 115H219V117H220ZM11 117V118H10ZM27 117L25 118V117H23V119L25 120V119H27ZM35 117V116H34ZM50 117H54L53 115H51ZM175 117V116H174ZM184 117H185V115H184ZM202 117H204V114L202 115ZM223 117H225V116H223ZM10 118V119H9ZM79 118V117H78ZM79 118V120L82 122V120ZM188 118V117H187ZM189 118H190V116H189ZM195 118V119H196ZM201 118V117H200ZM200 118H198V120H203L204 118H202V119H200ZM206 118V117H205ZM208 118V120H209V118H211V116H209V117H207ZM206 118V119H207ZM17 119H20V120H17ZM23 119H21L20 117L19 118H15V119H13V122L14 121H16V122H18L19 124H20V121L21 120H23ZM35 119V118H34ZM40 119H41V117H40ZM39 118H38V121L40 120ZM44 119H46V121L48 120V119H51V118H49L48 117V119L47 118H45L44 117ZM43 118L40 120L41 121V123H40V121H39V123L40 124H43L44 122H46L45 120H44ZM53 119V118H52ZM51 119V120H52ZM215 119V118H214ZM214 119L213 120H211V121H214ZM217 120H219L218 119V116H217V118H216ZM216 119H215V121H216ZM235 118H233L232 120H230V119H228L229 121H232L231 122V124L235 121V124L237 123L236 121H239V120H234ZM22 121L21 123H22V126H21V124H20V126H21V128L20 129H22L23 128V125H26V124H28V123H30L29 121H27L28 123H26L25 121ZM42 120L44 121L43 123H42ZM54 120V122H52V121H50V120H48V122L50 121V122H52V123H55V120H57V117L55 118V119H53ZM187 120V119H186ZM189 120V119H188ZM192 120V119H191ZM193 120H194V118H193ZM205 120V119H204ZM234 120V121H233ZM34 121V120H33ZM206 121V120H205ZM210 121V122H211ZM219 121H221V123L222 122H224L225 121V118H224V120L222 119V116H221V118H220V120ZM219 121H217V124H219L220 122ZM23 122H25V123H23ZM37 122V121H36ZM48 122H46V123H48ZM49 122V123H50ZM152 122H153V120H152ZM154 122H156L155 120H154ZM153 122V123H154ZM207 122V121H206ZM209 122V121H208ZM258 122H261V121H258ZM43 124V127H44V129H45V126H46V133H44V132H42L43 134H45V136H44V138L47 136V131H48V134L50 135L51 133H53L52 131H54V132H56L55 130H57V129H59V131L60 132H62L61 133V135L63 136V134L65 133L64 132V130H65V128L61 131V126L59 127V128H54L53 126L54 125H56V123L55 124H53V128H54V130H52L53 128L51 127V125H49V124ZM73 123V122H72ZM195 123H196V126H197V122H196V120H195ZM195 123H193V125L191 124L189 127H191V129L194 127V128H196L195 127ZM200 123V122H199ZM213 123V122H212ZM257 123V122H256ZM15 124V123H14ZM19 124L18 125H14L16 128H18V126H19ZM83 123H81V126H83L82 125ZM204 124V123H203ZM209 124V123H208ZM230 124V123H229ZM246 124V123H245ZM247 124H249V126H250V124L251 123H247ZM255 124V123H254ZM253 124V125H254ZM258 124V123H257ZM257 124H256V128L258 129V127H257ZM45 125V126H44ZM47 125H49L50 127H51V133H49L50 131H49V126H47ZM67 125V126H66ZM72 125V124H71ZM187 125V124H186ZM200 125H202V123H200ZM220 125V124H219ZM227 125H228V123H227ZM233 126H236V125H234V123L232 124ZM238 125V124H237ZM5 126V127H6ZM13 126V125H12ZM13 126V127H14ZM19 126V127H20ZM29 126V124L26 126V128ZM32 126V125H31ZM31 126H29V127H31ZM36 126H38V122H37V124H36ZM40 126H42V125H40ZM81 126H79L80 128H81ZM153 126V125H152ZM171 126H173V124L171 125ZM193 126V127H192ZM210 126H212V124L210 123ZM225 126V125H224ZM229 126V125H228ZM227 126V127H228ZM264 126V125H263ZM34 127V126H33ZM85 127V128H84ZM83 128L86 130V128H88V127H86V126H84ZM154 127V126H153ZM155 127H156V123H155ZM226 127V126H225ZM224 127V128H225ZM230 127H232V126H230ZM247 127V126H246ZM251 127V126H250ZM248 128V129H251V128ZM253 127V126H252ZM255 127V126H254ZM261 127V126H260ZM259 127V128H260ZM69 128V127H68ZM71 128V127H70ZM193 128V130H191V131H196V129H194ZM235 128V127H234ZM247 128H245V130L247 129ZM42 129V128H41ZM40 129V130H41ZM44 129L42 130V131H44ZM164 128H162L161 129V131L159 132V133H161L162 132V130H163ZM166 129V128H165ZM172 129V128H171ZM170 129V130H171ZM177 129H178V127H177ZM198 129H199V127H198ZM197 129V130H198ZM201 129H203L202 128V126H201ZM208 129V128H207ZM252 129H254V128H252ZM257 129H255V131H252V130H249L250 131V133H251V131L252 132H254V134H256L257 133V137L258 136H260V135H258V133L260 132L259 130L260 129H258V131L259 132H256V130ZM1 130L2 129H0V177H2V179H3V176H4V174H5V171L7 170L6 168H8L9 166H5V163L6 162H8L9 160H13V162H14V164L16 165V171H15V174L17 173L18 174V172L21 170V169H25V167L26 168H29L27 171L29 172V178H31L30 180H31V182H33L32 181V179H34L35 178V176H37L38 174V176H41L40 175V173H39V170L42 172L43 171V169L41 168V164L39 163V162H44V161H46V160H48L47 162H49V160L52 158H50V159H48V154H47V156L46 155H44L45 153H46V150L47 149H44L45 151V153L44 154H39V153H42L41 151L40 152H38L39 150L38 149H36L35 151H37L36 153H38L39 155H37L35 152V154H33V152H30V151H34L32 148H35V147H33V146H36V145H33V144H35V143H33L32 145L33 146H31L29 143H31V141H29V140H31L32 138H30L29 137V140H28V142H25L26 144L28 143L30 146H31V150L30 151H28L29 149H27V145L25 144L24 146H23V144L22 145H19V146H23V148L26 146V148H25V150L27 149V155L26 156H24V154L23 155H21L20 156V154H19V156H18V152H17V149L19 148V146H18V144H21V143H23L22 142V139H21V133L20 132H15L14 134L12 133V134H5L4 133V135H3V132H1ZM6 130H7V128H6ZM67 130V132L70 130V129H66ZM65 130V131H66ZM71 130H72V128H71ZM70 130V131H71ZM151 130V132H153L154 130H156L155 128H154V130L152 131V129H150ZM167 130V129H166ZM176 130V129H175ZM174 130V133H175V135L178 137V140H179V136L177 135V133H176V131ZM241 130V129H240ZM245 130L243 131V132H245ZM261 130H264V129H261ZM9 131H12L13 132V130H10L9 129ZM76 131V130H75ZM74 131V133H72V134H75V133H78L77 131L75 132ZM158 131V130H157ZM164 131V130H163ZM199 131H204V130H200L199 129ZM206 131V130H205ZM27 132H28V130H27ZM26 132V133H27ZM60 132H58V130H57V137H55L56 139L57 138H59L61 135H60ZM64 132V133H63ZM66 132V133H67ZM72 132H73V130H72ZM150 132V133H151ZM165 132V131H164ZM197 132V131H196ZM202 132L200 133V134H202ZM248 132V131H247ZM264 132V131H263ZM262 131H261V133H263ZM85 133V132H84ZM83 133V134H84ZM149 133V134H150ZM158 133V134H159ZM180 133V132H179ZM193 133V132H192ZM199 133V132H198ZM206 133H208V131L206 132ZM206 133H204V137H205V135H206ZM43 134H42V136H43ZM55 134V133H54ZM69 136L71 135V133L70 132H68L67 133ZM148 134V135H149ZM167 134V133H166ZM209 134V133H208ZM253 134V135H254ZM260 134V133H259ZM48 135V136H49ZM51 135H53V134H51ZM50 135V136H51ZM58 135H60V136H58ZM194 135V134H193ZM197 135V134H196ZM199 135V134H198ZM197 135V137H199ZM247 135V134H246ZM50 136L49 137H47L48 139H50ZM60 137L59 138V140H63L62 138L63 137ZM67 136V135H66ZM66 136H64V140L67 138L68 139V137H66ZM72 136H74V137H76V135H72ZM71 136V138L72 139H70V140H73V137ZM78 136H79V134H78ZM150 136V135H149ZM164 136H166L165 134H164ZM163 136V137H164ZM208 136V135H207ZM206 136V137H207ZM248 136H252V135H250V134H248ZM34 138L32 139L33 141L35 140V136H33ZM92 137H94V136H92ZM155 138L157 137L156 135L154 136ZM159 137V136H158ZM161 137V136H160ZM197 137H194V138H197ZM202 137H203V135H202ZM205 137V138H206ZM256 137V136H255ZM27 139H28V137H26ZM25 138V139H26ZM43 138V140H45ZM52 138V137H51ZM54 138V137H53ZM54 138V139H55ZM148 137L146 136L145 137V139H144V141L147 139ZM166 138H168V137H166ZM165 138V139H166ZM182 138H184V135L182 136ZM199 138H201V137H199ZM248 139H249V137H247ZM253 138H254V136H253ZM260 138V137H259ZM263 138H264V134H263ZM262 138V139H263ZM76 139H77V137H76ZM78 139H79V137H78ZM151 139V138H150ZM164 139V138H163ZM164 139V140H165ZM168 139H170V138H168ZM167 139V140H168ZM172 139V138H171ZM174 139V138H173ZM180 139H181V137H180ZM257 139V138H256ZM261 139V140H262ZM69 140V139H68ZM70 140L68 141V143L66 144L65 143V141H62V144L63 143H65L66 145H65V149L66 148H68L69 149V147H71V143H70ZM80 140V139H79ZM101 140V139H100ZM149 140V139H148ZM163 140V141H164ZM167 140H166V142H167ZM187 140V139H186ZM195 140H198V138L197 139H195ZM200 141H201V139H199ZM202 140H203V145L204 144H207V142H206V140H204L203 138H202ZM252 140V139H251ZM251 140H249V141H247V143L248 142H250V146H252L251 147V149H252V152H254L258 147H260V146H258L259 144V141L260 140H258L257 139V141L256 140H254L256 143L255 144H258L257 146L256 145H252L251 143H253V142H251ZM23 141H24V138H23ZM36 141V140H35ZM51 141H53V143H55L56 142V144H58L59 143V141H58V139H57V141L55 140H53V139H51ZM60 141V142H61ZM77 141V140H76ZM76 141H74L73 140V142H76ZM81 141V140H80ZM80 141H79V143H80ZM92 141V143L93 144H97L95 147H98V146H101L102 147V144H101V142L100 143H98V141H96V140H94V139H92L91 140ZM152 141L154 142V139L152 138ZM150 142L151 144L153 143V142ZM156 141H158V139L156 140ZM155 141V142H156ZM169 141V140H168ZM175 141V140H174ZM181 141V144H182V141L183 140H180ZM200 141H196V143L195 144H197V142H198V146L196 145V148L197 147H199V142ZM263 141V140H262ZM36 142H38V141H36ZM72 142V141H71ZM97 142V143H96ZM159 142V141H158ZM161 142V141H160ZM160 142L158 143V145L160 144ZM165 142V141H164ZM176 144L174 143V145L176 146L177 145V138H176ZM195 142V141H194ZM200 142V143H201ZM211 142V141H210ZM52 143V144H53ZM78 143V142H77ZM146 143H147V141H146ZM163 143V142H162ZM171 143V142H170ZM208 143H209V141H208ZM212 143V142H211ZM246 143V142H245ZM261 143V142H260ZM44 144H45V142H44ZM48 144L50 145L51 143L48 141ZM47 144V145H48ZM51 144V145H52ZM101 144V145H100ZM154 144V143H153ZM152 144V145H153ZM156 144H157V142H156ZM167 145H168V143H166ZM172 144H173V142H172ZM181 144L179 145L180 147H181ZM248 144H246L245 145V149L247 148V146H248ZM262 145H263V142L261 143ZM260 144V145H261ZM67 145H69V147H67ZM79 145V144H78ZM78 145H75V143H74V146H78ZM158 145H153V146H158ZM190 145V144H189ZM192 145H194V144H192ZM202 145V144H201ZM200 145V147L199 148H202V146ZM208 145V144H207ZM30 146H29V148H30ZM39 146V145H38ZM38 146H36V147H38ZM59 146L61 147H63L64 148V145H61V143L60 144H58V148H59ZM103 146H106V144H104ZM108 146V145H107ZM105 147V152H106V149H107V155L109 156L110 155V153H112V152H109L108 153V151L110 150V149H112V148H110V149H108V147ZM160 146V148L162 147L161 146V144L159 145ZM166 146V145H165ZM169 146H171V144L169 145ZM191 146V145H190ZM189 146V147H190ZM209 146L211 147V145L209 144ZM39 147H41V146H39ZM62 147L61 148H59L60 150L62 149ZM100 147V148H101ZM116 147V146H115ZM172 147H173V145H172ZM193 147V146H192ZM205 147V146H204ZM207 147V146H206ZM253 147H255L254 149H253ZM263 147H264V145H263ZM47 148H48V146H47ZM75 148V147H74ZM79 148V150H81V148L80 147H78ZM117 148V147H116ZM155 148H157L156 150H158V148L159 147H155ZM154 148V149H155ZM166 148H168L169 149V151H170V148L168 147V146H166ZM183 148V147H182ZM181 148V149H182ZM196 148L194 149V148H188V152L186 153V152H184V153H186V154H178V155H176V153H175V157H176V159H177V161H178V163L180 162V163H184V165H185V167L186 168H184V171H188V169L189 170H192L194 167L195 168H199V166H200V164L198 163L199 161H200V159H199V161L198 160H195V159H198V158H200V157H196ZM262 148V147H261ZM261 148L259 149L258 148V150H260L261 152H259V153H264L263 152V150H261ZM59 149H57V151L59 150ZM68 149H66V152H67V150ZM92 149V148H91ZM95 149V148H94ZM96 149H98V151H97V157L95 156V155H92L93 153H91V157H92V159L91 160H93V158L94 157H96V159L98 158V164H97V161H94V163L96 164L95 166H97V165H99L100 166V164H104V162H103V160H105V158L104 157H102V158H104L103 160H100V157H99V147L98 148H96ZM96 149H95V151H96ZM102 149V148H101ZM115 149V148H114ZM114 149H112V150H114ZM118 149V148H117ZM115 150V151H118V150ZM164 149V147L161 149L162 150V152L163 151H165V149ZM167 149V150H168ZM177 149H179V147L178 146H176V148H175V150H177ZM192 151H191V150ZM207 149L208 148H206V151H207ZM244 149V148H243ZM62 150H64V149H62ZM61 150V151H62ZM160 149H159V156H161L160 155V151H161ZM173 150V149H172ZM202 150V149H201ZM200 149L199 150H197L198 152L199 151H201ZM205 150V149H204ZM211 149H208V152L210 153L211 151H210ZM248 150V151H247ZM246 150V152H249V149H247ZM82 151H84V150H82ZM81 151V152H82ZM86 151H87V149H86ZM85 151V152H86ZM93 151V150H92ZM95 151H93L94 153H95ZM178 151V150H177ZM177 151H175V152H177ZM180 151V150H179ZM178 151V152H179ZM233 151V150H232ZM235 151V150H234ZM243 151L244 150H242V153H243ZM167 152V151H166ZM165 152V154H167L165 157H167L169 154L168 153H166ZM202 152V151H201ZM207 152V153H208ZM237 152L238 153H236V154H239V152H241V150L239 151V149L237 150ZM245 152V151H244ZM256 153L257 155H259L258 157H261L262 156V154H261V156H260V154L259 153ZM61 153V152H60ZM64 153V152H63ZM180 153H182V151L180 152ZM206 153V155H205V153L203 152V155H205L207 158L209 157L208 156V154ZM242 153H240V154H242ZM251 153V152H250ZM82 154H84V153H82ZM86 154V153H85ZM84 154V155H85ZM96 154V153H95ZM100 154H101V152H100ZM163 154V153H162ZM172 154H174V153H172ZM200 154V152L198 153V155ZM202 154V153H201ZM235 154V155H236ZM244 154V153H243ZM102 155H103V152H102ZM112 155V154H111ZM202 155V157L204 158V156ZM234 155V156H235ZM257 155H254L255 157H253V158H255V160H256V157H257ZM62 156H64V155H62ZM66 156V155H65ZM94 156V157H93ZM101 156V155H100ZM113 156V157H112ZM111 156V158H112V162H113V159L115 160V158H114V155H112ZM143 156V155H142ZM171 158H172V155H169ZM200 156V155H199ZM164 157V156H163ZM162 157V158H163ZM196 157V158H195ZM251 158L250 159H252V156H250ZM257 157V158H258ZM17 158V159H16ZM66 158V157H65ZM86 158V157H85ZM90 158V157H89ZM108 158H110V156L108 157ZM111 158L109 159V162L111 161ZM161 158V159H162ZM239 158V157H238ZM242 158V157H241ZM249 158V157H248ZM264 158V157H263ZM67 159H69V158H66V160ZM79 159V158H78ZM81 159V158H80ZM160 159V160H161ZM164 159V158H163ZM162 159V160H163ZM250 159H248L249 161V163L252 165V163L250 162ZM88 160V159H87ZM166 160V159H165ZM203 160H205V159H203ZM203 160L201 159V161H200V163H202L203 164ZM233 160V159H232ZM237 160V159H236ZM245 160H247V159H245ZM254 160V161H255ZM263 161H264V159H262ZM101 161V162H100ZM164 161V160H163ZM196 161H198L197 163H196ZM207 162H208V160H206ZM240 161H242V160H240ZM251 161H253V160H251ZM258 161H259V158H258ZM262 161V162H263ZM53 162H55V161H53ZM93 162V161H92ZM99 162H100V164H99ZM103 162V163H102ZM111 162V163H112ZM114 162H117L118 163V161L116 160V161H114ZM136 162H139V161H136ZM166 163L168 162V161H165ZM176 162V161H175ZM246 162L247 161H244V163L246 164ZM247 162V164H249ZM261 162V161H260ZM89 163H91V162H89ZM117 163H115L114 165H115V168H116V165H117ZM177 163V162H176ZM177 163V164H178ZM209 163V165L211 164L210 162H208ZM238 162H236V164H237ZM241 163V162H240ZM43 164H45V163H42V165ZM49 165H50V163H48ZM118 164H120V161H119V163ZM125 164V166L128 164V163H124ZM142 164V163H141ZM152 164V163H151ZM160 164V163H159ZM169 164V163H168ZM176 164V165H177ZM201 164V165H202ZM206 164V163H205ZM231 164V163H230ZM230 164L229 165H227L228 167H229V169H230V171L233 169H231L230 168ZM236 164H234L235 165V167L237 168L239 165L240 166H242V167H244V169H246V167H245V165L243 166L242 165V163L241 164H239L238 166H236ZM254 164H256L255 162L253 163V165ZM263 164H264V162H263ZM47 165V164H46ZM46 165H44L45 167H48V166H46ZM52 165V164H51ZM91 165L92 166H94V164L93 163H91ZM107 165V164H106ZM105 164L103 165V167H104V170H105V166H106ZM136 165V164H135ZM154 165V166H153ZM156 164H152V166L149 164V167L151 166V167H158V166H155ZM204 165V164H203ZM202 165V166H203ZM207 165V164H206ZM214 165V164H213ZM234 165H233V167H234ZM250 165V166H251ZM252 165V168H254V166ZM258 165V164H257ZM257 165H255V166H257ZM14 166V165H13ZM60 166H62V164H60ZM81 165H79L78 167H80ZM99 166H97V167H99ZM108 166V165H107ZM51 167V166H50ZM56 167H58L57 165H56ZM56 167L54 168V166H53V168L56 170ZM63 167V171H65V170H67V169H65L64 170V166H62ZM68 167V166H67ZM71 167V166H70ZM128 169H129V164H128ZM131 168L130 169H132V166H130ZM139 167V166H138ZM151 167H150V169H148V170H150L149 171V174H150V172H151V174L150 175H152V173H156V171H154V170H152L151 169ZM176 167V166H175ZM204 167V166H203ZM209 167H211V166H209ZM213 167V166H212ZM211 167V168H212ZM215 168H216V166H214ZM214 167L211 169L212 171H214L215 172V170L217 169H214ZM226 167V166H225ZM234 167V168H235ZM52 167H51V170L53 169ZM59 168H61V167H59ZM59 168L57 169V173H58V171H60L61 172V174L59 173V174H57L56 172H54V169H53V171H49L48 169H50V168H47V170H44L43 171V175L45 176V177H48V179L46 180V181H43V179L40 177V181L42 180V182H40L39 183V186H37L36 185V183L33 185V187L34 186H37V187H35V188H38V189H42V192L44 193H46V189H48V190H53V192H57L56 194V196H55V194H54V197L56 198H58V201H55L54 202V200H56V199H54L53 200V202L51 201V199H53V196H52V198H46L45 199V197H48L49 196V191L47 192V194H48V196H46V195H42L43 197H40L39 195L41 194V192H40V194L38 193V200L36 199V200H34L35 198L34 197H36L35 195L37 194V193H35L34 194V197L33 196H31L32 198H34V199H30L29 197H28V195H27V199L25 200V199H23V198H16L17 196H15L14 195V193L15 194H17V192H18V187L19 186H17V188H15V189H12L13 190V192H12V195L14 196L13 197V199H11L10 201H6V200H3V199H0V204L2 205V206H4L5 207V209L3 208L2 209V207H0V264H176L178 261H180L179 262V264L181 263V257H180V259L179 260H177V259H174L173 258V256L171 257L170 255L173 253H177V252H172V250H175V249H173V247H175V245H176V249H177V247L179 246H181L182 247V249H181V247H180V251H182V252H184L183 250H184V248H183V246H182V244L180 245H178L177 243H178V240L177 239H173L172 237H171V235L173 236L174 234H171L172 232V230L170 231V234L171 235H167V236H170V238L168 237V239H173L175 242H174V244H172L173 242H171L170 244L173 246V247H171V245H169V243L167 242V241H165L167 238H166V233H168L167 231H169V230H166L165 231V229H169L170 227H168V226H166L167 228H165V227H162V229L163 228H165L163 231L164 232H162V233H160L162 230L160 229H157L156 227V229H157V231H160L159 233L156 231V234L158 233V235L159 234H163L164 233V235H162V238H163V236H165V240H163V243H165V245L167 246V244H168V249H170V247H171V251L170 252H172V253H170V255H169V253H168V255H166L165 253H167V252H165L164 254H162V253H159L160 251H161V243L159 242V244L157 245V244H155V245H157V246H160L159 248L157 247L156 249L158 250V252H156L155 250V246H154V241L151 239L152 237H151V235H152V233H153V231H152V229H153V227H152V229L148 232V236L147 235H145L144 234V229L141 227L140 229H139V227L141 226V225H145L144 223H147V220L146 219H148V210H150V208L151 207H153V208H155V205H153L154 204V200H155V197H157L158 195H156V192L162 197V199H165V198H167V197H169V196H172V195H174V197H175V193H178V191L177 192H175L174 193V189H172L171 187H173L174 186V188H177V186H175V185H178V187H179V183L178 182H176L177 184H175L174 182L177 180V179H179L180 177H181V175L179 176V174L178 173H176L177 175L176 176H179V178H176V180H175V177L176 176H174L173 174H171V170L169 171H167L165 168V171H166V173H164L165 174V177H167V178H169V177H171V181L170 182H173V178L172 177H174V184L175 185H173V186H170L169 188H171L172 189V191H173V193H172V191H171V189H170V191L168 190V186H169V183H168V185H167V187L164 185H162V193H164L163 192V190L164 189H166V190H164L165 191V193H166V191H167V196L165 195L164 196V198H163V194L161 195V193H160V191H161V184H164L162 181V179L161 178H159L160 176H157V175H153V177H151L154 181H155V179L157 180L158 179V181H160V182H162V183H160L159 182V187L157 188V186H158V183H157V185H156V183H153L152 185H155L156 186V190H155V186H154V189L153 188H149L150 187V185H147L146 183H148V184H150L149 182L150 181H152V179L151 180H149L148 179V182L147 181H145V183H143L144 181H143V179L144 178H142L141 180L143 181L142 182V184H144V187H142L141 185H140V183H141V181H140V183H139V185H140V187L141 188H143L144 190H145V193H146V195H145V193H143L144 192V190L143 189H141L140 187L138 188V189H141V190H143V191H140V192H142V193H140V192H138L139 193V195H141V197L143 198L144 197V199H145V197H146V200H147V198L150 200V197H151V195H154L153 196V198H154V200H152V203L151 202H149V203H151L150 204V208L149 207H147V208H149V209H147V210H145L146 209V207H145V202L142 200V198H141V200L143 201V206H144V208H143V210H141L140 212H141V214H142V221H141V219L139 220V217L140 216H137V214H136V216L135 217H138V219L136 220L135 219V224L131 227V230H130V228H126V226L128 225L126 222H128L127 220H126V222H124L125 224H127L126 226H125V228H121V226H120V228L118 227L119 226V224L121 223V219H120V217L122 218V214H124V216L126 215L124 212L122 213H120V211H121V209H123V204H122V201L120 202H117V204L115 205V207H114V214L116 215V217H117V214L118 215H120V216H118L117 217V219H120L119 221H120V223L118 224L117 223V221L116 220H112V215L111 216H109L108 217V215H107V217H108V220H112V223L114 224V229H122V230H124V234L125 235H121L122 237H124V238H126V240H124V238H122L121 239V237H120V235H117V238L115 237L116 236V233H114V231H113V229L111 228V230H112V232L113 233H111L110 231H109V234L112 236V235H114V237L116 238V239H118V240H116L115 241V238H114V241H113V238H111L112 240L111 241H113V242H116V243H113L112 244V249H113V252H114V254H115V259L114 260H112L111 261V252H109L108 251V245H110V239L108 240V241H106L105 239H104V236H101V235H104L105 233H107V232H105V229H103L104 231L103 232H105L104 234H101L102 233V229H101V227L102 226H100V224L98 223L97 224V222H98V220H97V218H95L96 220H92V221H94V222H92V221H90L91 220V218H93V217H96L97 215H98V211L100 212V210L101 209H99V207H97L96 208V206H94V204H96V203H98V201L101 199V195H99L100 193H101V191L102 192H106V191H108V189H110V190H112L110 187H109V185L113 182V181H115V179H113V181H111V183H108L109 181H107V180H109V179H107V180H105V182H103L104 180L103 179H106V178H102L101 179V173L99 172L100 171V169H99V171H98V169H97V171L95 170V171H92L93 173L92 174H85V173H82V172H80L81 170H77L76 168L75 169H70L69 167H68V171H65V172H63L62 171V169H60L59 170ZM108 168V170L109 169H111V168H109V167H107ZM126 168V167H125ZM135 168H136V166H135ZM133 169V170H131V171H133L134 172V170L136 171V173L137 172H139L140 173V171L139 170H136V169ZM145 168V167H144ZM143 168V169H144ZM153 168V169H154ZM206 168H208V167H205V168H203V170L204 169H206ZM227 168V167H226ZM249 168V167H248ZM258 169V170H256V169ZM254 169H255V171H259V169H260V171H261V169L263 170V168H264V165H261V168H257V167H255ZM42 169V170H41ZM94 169H96L95 167H93V170ZM128 169L126 168L125 169V171L127 170V172H128ZM129 169V170H130ZM139 169V168H138ZM142 169V170H143ZM146 170H147V168H145ZM145 169L143 170V171H141V172H145ZM209 169V168H208ZM208 169H206L205 171H207ZM229 169H228V171H229ZM253 169V170H254ZM12 170V169H11ZM102 171V173H103V168L101 169ZM112 170V169H111ZM147 170V171H148ZM152 170V171H151ZM199 170H200V168H199ZM241 170V169H240ZM252 169H250V170H246V171H251ZM105 171H107V170H105ZM123 172V175H125V173L126 172ZM154 171V172H153ZM211 171V174L213 173ZM217 171V170H216ZM218 171H219V169H218ZM245 171V172H246ZM259 171V172H260ZM21 172V171H20ZM20 172H19V174H20ZM84 172H85V170H84ZM121 172V171H120ZM130 172V171H129ZM208 172V171H207ZM263 172V174H264V171H262ZM12 173V172H11ZM53 174V180L52 179H50V177H52V174ZM107 174H110V172L108 171V172H106ZM117 172H115L114 171V173H112V174H110V175H108V176H111V177H114V176H116V175H114V174H116ZM119 173V172H118ZM118 173H117V175H118ZM131 173V172H130ZM139 173H137V174H139ZM145 173H147V172H145ZM204 173H206V172H204ZM216 173V172H215ZM251 173V174H250ZM248 172L247 174L248 175H252L253 176V174L255 173L254 171L252 172ZM253 173V174H252ZM7 174H9L10 175V173H6V175ZM16 174V175H17ZM19 174H18V176H19ZM54 174H55V177L56 178H54ZM62 174H63V176L64 177H67L66 179H70V180H65L63 177H61L62 176ZM66 174H69V175H66ZM121 174H122V172H121ZM127 174L128 173H126V175L125 176H123L124 178H121L122 177V175H119V176H116L118 179H120L121 178V181L119 180V182L117 183L116 181V183H117V187H114L112 184L110 185V186H113L114 187V189L115 188H118V191H120L119 193L121 194V193H123V192H121V191H123V190H125L124 191V193L123 194H121V196H120V194L116 191V193H115V195L118 193L119 194V196L120 197H124V198H131V199H133V195L132 194H134L135 195V193L133 192L134 191V189L132 190V188H130V185L132 186V184L133 185H135L136 186V182H135V184L134 183H132L130 180H133V178L134 179H137V177L135 178V175L133 176V174L134 173H132L131 175H129V176H127ZM141 174V173H140ZM139 174V175H140ZM207 174H209V173H206V175ZM217 174V173H216ZM218 174H220V171L218 172ZM241 173H239V175H240ZM262 174V173H261ZM15 175V176H16ZM172 175V176H171ZM215 176V174H212V176ZM238 175V173H237V176H239ZM254 175H258V174H254ZM259 175H260V173H259ZM258 175V176H259ZM121 176V177H120ZM126 176H127V179L128 178H131V176H133V178H131V179H128L129 180V182H128V180H125L124 181V179L126 178ZM138 176V175H137ZM141 176H144V175H141ZM141 176H139L140 178H141ZM217 176V175H216ZM226 177H227V175H225ZM4 177H6V176H4ZM21 177V176H20ZM23 177V176H22ZM34 177V178H33ZM43 177V176H42ZM103 177H104V175H103ZM145 177V176H144ZM155 177H157V178H155ZM210 177H211V175H210ZM226 177H224V179L226 178ZM259 177H263V176H259ZM39 178V177H38ZM108 178V177H107ZM147 177H145V179H146ZM166 178V179H167ZM182 178V177H181ZM214 178H216V177H214ZM223 178V177H222ZM228 178V180H229V178L230 177H227ZM227 178L225 179L226 181H227ZM241 178H242V174H241ZM1 178H0V181L2 180ZM9 179V177L7 178V180ZM20 179H22V178H20ZM50 179V180H49ZM160 179V180H159ZM170 179V178H169ZM201 179H202V183H206L207 184V178L204 176V174H203V172H202V175H201ZM263 179H264V177H263ZM5 180V179H4ZM11 178H10V181L8 180V182H11ZM30 180H29V183H31L30 182ZM34 180H36V178L34 179ZM181 179H179L178 181H180ZM214 180V179H213ZM224 180V181H225ZM243 180V179H242ZM22 181V180H21ZM21 181H19L18 180V182L20 183ZM118 181V180H117ZM122 181H123V183L125 184V182H127L126 184L128 185V183L130 184V185H128V188H130V189H127V185H125V189H123V190H120L121 189V184H122ZM134 181V180H133ZM182 182H183V180H181ZM181 181H180V184H181ZM212 181V180H211ZM7 182V183H8ZM36 182V181H35ZM139 182V181H138ZM157 182V181H156ZM236 182V181H235ZM239 182H241V181H239ZM22 183V182H21ZM29 183L27 182V185H29ZM132 183V184H131ZM152 183V182H151ZM222 184L223 183H225V182H221ZM10 184V183H9ZM107 184H108V186H107ZM194 184V183H193ZM212 184V183H211ZM220 184V183H219ZM241 184V183H240ZM7 185V184H6ZM5 185V188H7V186ZM25 185H26V183L24 184V186H22V188H25ZM26 185V186H27ZM114 185H116V184H114ZM123 185V184H122ZM139 185H137V186H139ZM190 185V184H189ZM189 185H187V186H189ZM213 185L215 186L216 184H215V182L213 183ZM224 185V184H223ZM257 186H259V183L258 184H256ZM2 186V185H1ZM1 186H0V188H1ZM12 186H13V184H12ZM124 186V185H123ZM123 186H122V188H123ZM135 186H133V187H135ZM194 187H195V185H193ZM218 186V185H217ZM217 186H216V188H217ZM221 186V185H220ZM219 186V187H220ZM238 186V185H237ZM256 186V187H257ZM28 187V186H27ZM26 187V188H27ZM153 187V186H152ZM166 187V188H165ZM190 187V186H189ZM189 187H187L188 189H189ZM193 187V188H194ZM218 187V188H219ZM234 187H236V186H234ZM240 186H238L237 188H239ZM3 188H4V185H3ZM10 189H11V187H9ZM20 188V187H19ZM21 188V189H22ZM25 188V189H26ZM147 188V189H146ZM148 188L149 189H153V190H155L156 192H154V194H151L150 196H148L147 197V195H149V193L150 192H152L153 190H149L148 191ZM179 188H182V187H179ZM193 188H191V193H192V195L194 194L193 193V191H194V189ZM214 188V187H213ZM250 188V187H249ZM253 188V187H252ZM262 188V187H261ZM25 189H24V192H26V193H28L27 191H29L30 189H28L27 191H25ZM33 189V188H32ZM127 189V190H126ZM160 189V191H157V190H159ZM195 192L198 190L196 187H195ZM222 189V188H221ZM230 189V188H229ZM242 189V188H241ZM254 189H255V187H254ZM264 189V188H263ZM4 189H2V191H3ZM20 190V189H19ZM23 190V189H22ZM106 190V191H105ZM110 190H109V193H110ZM178 190V189H177ZM215 190V189H214ZM217 190V189H216ZM216 190H215V192L214 193H217L216 192ZM227 190V189H226ZM256 190V189H255ZM259 190H260V186H259ZM21 191V190H20ZM35 191V190H34ZM112 191H114V190H112ZM127 191H130V192H127ZM146 191H148V193L146 192ZM170 193H169V192ZM181 191H185V190H183V189H179V193L181 192ZM210 191V190H209ZM225 191V190H224ZM228 191V190H227ZM227 191H226V193H227ZM254 191V190H253ZM253 191H251V192H253ZM261 191V190H260ZM259 191V192H260ZM0 192H1V189H0ZM5 193H1L0 194V197L1 196H3L4 194H5V196H7L6 195V189H5V191H4ZM23 192V191H22ZM22 192H18V193H20V194H22ZM33 192V191H32ZM31 192V193H32ZM35 192H39V191H35ZM190 192V191H189ZM221 192V193H220ZM229 192H231V190H229ZM248 192V191H247ZM257 192V191H256ZM262 192V191H261ZM260 192V193H261ZM10 193V192H9ZM25 193V194H26ZM34 193V192H33ZM111 193H114V192H111ZM130 193H131V195H130ZM138 193H137V195H138ZM164 193V194H165ZM197 193H201V191H198V192H196V194ZM225 193V192H224ZM255 193V192H254ZM8 194V193H7ZM19 194V195H20ZM170 194V195H169ZM188 195V193H185V195ZM219 194H222V197L223 198H229V197H225V196H223V190L222 191H219ZM244 194H246V193H244ZM256 194V193H255ZM263 195H264V190H263V193H262ZM51 195H52V193H51ZM169 195V196H168ZM182 195V193L181 194H179L178 195V201H180V203L179 204H181V202H183V204H186L187 205V202H185V201H187V200H182V199H184V197L185 196H181ZM186 195V196H187ZM213 195V194H212ZM212 195H211V197H212ZM225 195V194H224ZM230 195V194H229ZM248 195H252V194H247V196ZM22 196V195H21ZM30 196V195H29ZM99 196H101V197H99ZM105 196V195H104ZM198 196V195H197ZM195 196L197 199H195V200H198V198L199 197H201V196ZM221 196V195H220ZM244 196H246V195H244ZM51 197V196H50ZM106 197V196H105ZM138 197V196H137ZM136 197V200H137V202H139V203H137L136 202V204L138 205V207L140 206L141 207V200L140 199H138ZM173 197V196H172ZM174 197L173 198H171V201H172V203H174V204H169V205H171V208L173 207L172 205H174V207L173 208H175V206H179V204H177V205H175V201H173L174 200ZM181 197H183L182 199H181ZM188 197H189V195L187 196V199H188ZM194 197V198H195ZM210 197V196H209ZM3 198V197H2ZM10 198H12L11 196H10ZM29 198V199H28ZM40 198H43L44 200H47V201H51L52 203H50V204H52V205H48L47 203H45L44 202V200L41 202L40 201ZM99 198V199H98ZM139 198H140V196H139ZM153 198H151V199H153ZM190 198L191 197H189V200H190ZM194 198H192V199H194ZM201 198H203V197H201ZM200 198V199H201ZM7 199V198H6ZM112 199V198H111ZM162 199L160 198V199H158V200H160L159 202H157L156 203V205H158L159 203L160 204H162V203H164L163 205H166L165 204V202H166V199L165 200H163L162 201ZM169 200H167V201H170V197L168 198ZM173 199V200H172ZM182 201H181V200ZM191 199V203H192V209L191 210H193L194 208L195 209H197V208H199V204L197 205L195 202L193 203V201L194 200H192ZM198 200L201 204H203L201 207V211H202V209L204 210L205 209V206L206 207H208L207 205H209V203H211V201L208 203V200H207V198H206V200L205 201H207V203H205V204H207V205H204V203L203 202H201V201H203L202 199L201 200ZM225 199V202H227V200ZM115 200V199H114ZM117 200V199H116ZM148 200V201H149ZM188 200V203L190 202ZM210 200H211V198H210ZM230 201H228V202H231V203H233L232 202V200H231V198L229 199ZM263 200L264 199H262L261 201H262V203H263ZM100 201H102V200H100ZM103 201H105L104 199H103ZM103 201H102V203H103ZM130 201V200H129ZM133 201H135V200H133ZM141 201V202H140ZM151 201V200H150ZM162 201V202H161ZM218 201V199L216 200V202ZM147 202V201H146ZM155 202H156V200H155ZM177 202V201H176ZM185 202V203H184ZM221 202H223L224 203V199L221 201ZM227 202V203H228ZM247 202V201H246ZM40 203H42V204H40ZM43 203H45V205L43 204ZM49 203V202H48ZM54 203V204H53ZM101 203V202H100ZM106 203L108 204V207L111 205V204H109V202H107L106 201ZM131 203V202H130ZM190 203V204H191ZM198 203V202H197ZM231 203H228L229 205L231 204ZM92 204H93V207H95V209L93 208V207H91L92 206ZM131 204H133V203H131ZM136 204H135V202H134V204H133V206H135V209H137V207H136ZM147 204V203H146ZM159 204V205H160ZM183 204H182V207L181 206H179L178 208H183V207H185V206H183ZM195 204V205H194ZM247 204H251L249 201L247 202ZM90 205V206H89ZM125 205V204H124ZM159 205H158V207H156L155 208V210L152 208V210L153 211H155V212H157V211H159L158 209H160V211L161 212H159V214L160 213H162V211H163V208L162 207H160L159 208ZM168 205V206H169ZM193 205H194V208H193ZM197 205V206H196ZM212 205V206H211ZM210 206L213 208H215L216 206L214 205V204H211ZM214 205V206H213ZM264 205V204H263ZM87 206H89L90 208H92L93 210H95V211H97V212H94V213H96V215L94 216V215H92L91 217H87V215L86 214H84V212L83 213H81L83 210H85V208L87 207ZM112 206V205H111ZM126 206V205H125ZM142 206V207H143ZM187 206H189V205H187ZM186 206V208H188ZM203 206H204V208H203ZM209 206V207H210ZM164 207V206H163ZM170 207V206H169ZM169 207H164L165 208V210H164V212L166 211V212H170L171 213V211H172V209L171 210H169L168 208ZM197 207V208H196ZM208 207V208H209ZM210 207V208H211ZM218 207H219V205H218ZM225 207V206H224ZM223 207V208H224ZM88 208V207H87ZM133 208V207H132ZM181 208H180V212H182L183 211V209H184V211H187V210H185L186 208H183L182 210H181ZM207 208V209H208ZM209 208V209H210ZM211 208V209H212ZM221 208V207H220ZM157 209V210H156ZM169 210V211H167V210ZM195 209H194V211H195ZM208 209V210H209ZM219 209V208H218ZM123 210H125V208L123 209ZM179 210V209H178ZM206 210V209H205ZM215 210H216V208H215ZM214 210V211H215ZM226 210H228V209H226ZM127 211V210H126ZM153 211H151L150 213L151 214H153ZM210 211H213V209L212 210H210ZM220 211H222V210H220ZM219 210L217 211L218 213L220 212ZM93 212V211H92ZM165 212V213H166ZM179 212V211H178ZM177 212V213H178ZM193 212V211H192ZM196 212V211H195ZM195 212H193V214L195 213ZM200 212V211H199ZM198 212V213H199ZM217 212H214V214L216 213V214H218ZM225 212H227V211H225ZM106 213V212H105ZM104 213V214H105ZM203 213V212H202ZM224 213V212H223ZM256 213H259V212H256ZM128 214V213H127ZM130 214H132V213H130V211H129V215ZM168 214V213H167ZM190 214H192V213H190ZM195 214H197V212L195 213ZM194 214V215H195ZM231 214V213H230ZM239 214H240V212H239ZM247 214V213H246ZM102 216L103 215V213L101 214V212L99 213V216ZM165 215V214H164ZM172 215V214H171ZM194 215H192V218H193V216ZM220 215V214H219ZM218 215V216H219ZM223 215V214H222ZM222 215H220V218H221V216ZM225 215V214H224ZM233 216H237V215H235L234 213L232 214ZM230 216V218H232L231 220L233 221V220H235V221H237L236 223H238L239 221V223L238 224H242V222L241 221H244L243 219H245V218H247L248 216H245L244 215V217L243 218H241V220L239 219V220H237L238 219V217L237 218H235V219H233V216ZM89 216H90V214H89ZM99 216H97L98 218H99ZM123 216V217H124ZM132 216V215H131ZM168 216V215H167ZM169 216H170V214H169ZM191 216V215H190ZM189 216V217H190ZM198 215H196V217H197ZM213 216H215V215H213ZM195 217V216H194ZM200 217V216H199ZM86 218H88V220L86 221L85 219ZM105 219V217H101V219H102V221ZM132 218H134V217H132ZM163 218V217H162ZM198 218V217H197ZM196 218V219H197ZM212 219H210V218H208L209 220H210V222H212L211 220H214L213 219V217H211ZM254 218H256V217H254ZM253 218V219H254ZM258 218V217H257ZM255 219L254 220V222L252 221L253 219L252 218H249V219H247V220H250V219H252L250 222L248 221V223H250V224H248V225H250V227L251 228H248V226L246 227V224H247V222H246V219H245V223H243V226H240V225H238V227H242L243 229L242 230H240V232L241 231H243L244 230V228L246 229V228H248L249 229V231L251 232L252 230H250V229H252L253 228V224H252V226H251V223L253 222L254 224H255V221H259V220H261V222L259 221V223L260 224H263L264 225V222H263V216H262V219L260 218H258V219ZM128 219H130V218H128ZM198 219H200V218H198ZM100 220V219H99ZM106 221H108L107 219H105ZM122 220H124V218L122 219ZM200 220H202V218L200 219ZM204 220V219H203ZM202 220V221H203ZM88 221H90V223L88 222ZM96 221V222H95ZM105 221V222H106ZM176 221V220H175ZM179 221V220H178ZM234 221V222H235ZM89 224H88V223ZM92 222V223H91ZM101 222V221H100ZM109 222V221H108ZM129 222H131V221H129ZM128 222V223H129ZM144 222V223H143ZM256 222V223H257ZM96 223V224H95ZM141 223V224H140ZM151 223V222H150ZM153 223H155V222H153ZM158 223V222H157ZM177 223V222H176ZM180 223V222H179ZM257 224V225H255L254 227H260L259 225L260 224ZM25 224V225H24ZM93 224V225H92ZM94 224H95V226H97L98 225V227H95L94 226ZM110 224V223H109ZM108 224V225H109ZM123 224V223H122ZM129 224H131V223H129ZM245 224V225H244ZM92 225V226H91ZM103 225H105V224H103ZM132 225V224H131ZM148 225V224H147ZM156 225V224H155ZM158 225V224H157ZM176 225V224H175ZM199 225V224H198ZM99 226H100V228H99ZM111 226H113V225H111ZM122 226H124V225H122ZM146 226V225H145ZM185 226H188V225H185ZM194 226V225H193ZM262 226V225H261ZM90 227H93L92 229H95V232H93V231H89L91 234H93V236H91V234L89 235V232H88V228L90 229ZM108 227V226H107ZM106 227V228H107ZM148 227H149V225H148ZM257 227V228H258ZM103 228V227H102ZM110 228V227H109ZM100 229H101V233H100ZM146 229V231H147V227L145 228ZM248 229H246L245 231H248ZM175 228H174V232H175ZM186 230V229H185ZM190 230H192V229H188V231H190ZM239 230V229H238ZM43 231V232H42ZM121 231V230H120ZM145 231V232H146ZM155 231V230H154ZM183 231V230H182ZM248 231V232H249ZM255 231L257 232H259V230H256L255 229ZM254 231V232H255ZM44 232H46V233H44ZM116 232V231H115ZM122 233H120V234H123V231H121ZM152 232V233H151ZM191 232V231H190ZM239 232V233H240ZM248 232H246V233H248ZM97 234V235H99V234H101V235H99L98 237H102V238H96L97 236L96 235H94V234ZM192 233V232H191ZM244 231H243V234H246ZM118 234V233H117ZM151 234V235H150ZM156 234H154L153 233V237H155V235ZM175 234H177V233H175ZM144 235L146 236V239H145V237H144ZM181 235H184V234H181ZM180 235V236H181ZM186 236L187 235H189L188 233H186L185 234ZM105 236H107V234L105 235ZM157 236V235H156ZM160 236V235H159ZM179 236V237H180ZM194 236V237H193ZM109 237V236H108ZM118 237H120V238H118ZM147 237H150V239H151V242H150V240H148L147 241V243H146V240H147ZM174 237H176V235H174ZM190 238H192V239H194L195 238V235H192V236H189ZM240 237V236H239ZM107 238V237H106ZM158 238V237H157ZM156 238V240H162V239H157ZM182 238V237H181ZM187 238H188V236H187ZM186 238V239H187ZM190 238H188V239H190ZM102 239H104V240H102ZM154 239V238H153ZM164 239V238H163ZM171 239V241H173ZM198 239V238H197ZM155 240V239H154ZM155 240V243L157 242ZM183 240V239H182ZM182 240H180V241H182ZM186 241V240H185ZM199 241V240H198ZM109 243V244H107V243ZM162 242V241H161ZM187 242V241H186ZM188 242H190V241H188ZM192 242H193V240H192ZM192 242H190L189 244H192ZM196 242V243H195ZM194 242V244L196 245H198V243H197V240ZM162 243V244H163ZM167 243V244H166ZM179 243H181V242H179ZM182 243H183V241H182ZM145 244H147V245H145ZM150 244H153V245H151V246H153L154 247V249H152V250H149L150 251V253H151V251H153L154 250V252H152V254L153 255H151L150 253L149 254H147V252H149V251H146L147 249H146V246H147V248H149L148 246H150ZM193 244V245H194ZM230 243H228V245H229ZM227 245V246H228ZM220 246H221V244L220 243H216L214 246H212L211 248H220ZM152 247V248H153ZM163 247H165L164 246V244H163V246H162V251H163ZM179 247H178V249L177 250H179ZM232 247V246H231ZM151 248V247H150ZM167 249V250H168ZM110 251H111V249H110ZM192 254V253H191ZM149 255H150V259L148 260L147 259V256L149 257ZM194 255V254H193ZM192 255V256H193ZM177 256V254H175V256L174 257H176ZM187 257H189V256H187ZM179 258V257H178ZM196 258V257H195ZM187 259H189L188 260V262L189 261H194V260H192V258H187ZM184 260V257H182V262H184L183 261ZM185 260H186V258H185ZM177 261V262H176ZM194 263V262H193ZM192 263V264H193ZM178 264V263H177Z\"/></svg>",
    "mask_w": 264,
    "mask_h": 264
}]
</instances>
